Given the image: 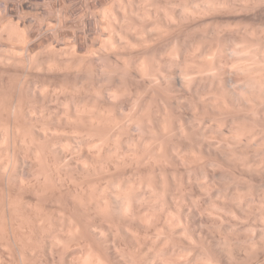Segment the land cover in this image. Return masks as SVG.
Here are the masks:
<instances>
[{
  "label": "rangeland",
  "instance_id": "374dc122",
  "mask_svg": "<svg viewBox=\"0 0 264 264\" xmlns=\"http://www.w3.org/2000/svg\"><path fill=\"white\" fill-rule=\"evenodd\" d=\"M130 1L129 0L122 1V6L126 7L125 4H127L128 2L130 3ZM151 1L152 3H154L153 5L154 7L149 6L151 4ZM180 1L179 0H148V1L132 0L131 3L132 2L136 3L135 6H134L135 3L133 4L130 3L132 7H134V9L138 8L139 10L140 7H143L141 10V14L139 13L140 10L138 14H135L137 13L135 12L137 10L134 11L133 9V11L135 12V13L133 12V14L135 15L134 17H130L133 15L127 11L128 13L131 14L128 17H130V19L131 18L133 19V22L136 23L135 26L136 27L138 26L136 29L139 28L138 30L141 33V35L140 33L139 35L142 38L141 37L136 38L137 37L136 34H138L139 31L136 32L135 30L134 32L136 34H133V37L131 36L133 33L130 32L133 26V25L131 26L132 22L130 21L131 23L130 22L128 23L127 20L123 19L124 18L123 11L125 10V8L122 7L123 9L118 10L119 8L118 6H120L121 2L117 0H0V264H69L72 261L76 262L75 259H79V256H81V254L83 255L85 254L87 256V252L89 250H90V252H88L89 254L91 252H92L91 254L95 253L93 254V256L95 257H93L91 254L90 255L92 256L91 258H96V261L98 260L96 254H98L102 250V252L100 253H102L103 255L101 254L102 255L101 256L98 254L99 258L102 260L103 257H106L104 258L105 260L103 259L104 262L105 261L110 262L112 261L110 260L111 259L110 257H112L115 261L113 260L110 263L116 264L119 260H116L117 259L116 256L113 257L114 251L112 253L113 255L108 252L109 253L108 256H107L108 253L105 251L107 248L109 249L107 251L110 252L112 251L113 243L111 242L113 241L109 240V238L112 239L114 237L113 235H111V232L112 233L114 232V234L116 233L114 229L117 230V233L121 232L124 235H127L126 238V236L124 237L123 234H120L121 236L120 235L116 236L117 235L116 234L115 235L116 237L114 238L117 237L118 238L112 239L117 241L114 243L118 246V250L119 251L121 250L120 249L121 247L119 248L120 244L123 248L126 249L129 244V248L128 251L126 250V253L129 254V252L131 251L130 253L136 255V253L137 252L139 253L140 250L139 248H137L138 250H136L134 254L133 249L139 247L136 245L140 244L141 240L139 242V240L133 238L132 241L131 235H135L137 233L136 234V236L138 235L137 239H139V236L142 235L143 237L140 236L141 237L140 239L143 240L144 237L148 238L146 234L147 232H150L149 234L151 235L150 238L148 239V241H150L152 239L151 237L153 236L156 237V235H158L159 232L162 233L163 230L161 228L163 227H164L163 229L168 228L171 231H173L172 228H174L177 225L176 224L170 225L171 223H173V221L169 220L171 222L169 223L168 220H166V217L167 219L174 218V221L176 220V218H179L180 221H177L178 220L177 219L176 223L181 222L182 224L185 225V227L187 225L191 227V228L189 227L191 230L188 228V226H187L188 230H186L187 228L186 229L184 228L185 235L183 234V231L180 232L185 236V239L183 241L184 244H188L190 242V239H188L189 237H192V239L195 238L194 240H197L198 238H200L198 236L201 233H203L202 235L203 239L202 238L200 240L198 239L199 242L203 240L202 241L203 243L202 242L199 243L198 241H196L198 242L197 245V243L195 242L196 243L195 244L193 241L192 245L194 247H191L192 245L190 242V244H188L189 246L187 245L188 247L187 248L184 244L180 243L182 241H179L181 238L179 239L178 237L179 234H177L179 233V230H182V227H184V225L181 224L182 226L180 229L179 228L177 229L178 230L177 233L175 232L177 231L176 230L177 227L174 228L175 229L174 232L168 231V229L166 230V232L168 231V233L169 232L171 233V234L169 233L170 235H172V233L177 234V236L173 234L172 237L176 239V242L179 241L180 244L179 243L178 244L179 245L182 244L183 248L185 246V248L188 249V251H190L189 247L193 248V251H190L192 253L195 252L193 253L194 255L190 253L192 258L196 254V257H199L200 259L205 257L204 260L206 259L208 261V258L210 257L208 256V258H206L207 257L206 255H209L206 254V252L208 251L207 249H210V247H212L215 251H217V249L214 248L216 247L214 246L216 244L215 240L220 241L221 239L222 242L228 241L227 243L220 242V244L219 241L218 242L216 241L219 245L217 247H219V249L221 250L218 251L217 253L223 252V254L216 255L217 253L215 251L213 250L210 251L214 252L213 256L215 254V256L217 257L219 256L218 258L221 259H223L222 257H224L225 259L226 256L227 260L222 261L221 259L219 260L214 259L215 260L214 264L219 263L220 260L221 262H224V263L220 262V264H264V218H263L264 217L263 215L264 214L263 212L264 211L263 209L264 208L263 207L264 206V143L263 142L264 141L262 140L264 138L263 137L264 134V119H263L264 90L263 89L264 88L263 89L261 88V92H260V88L259 91L257 90V88H255L257 95L255 96V92H254L253 94V97H255L254 99L251 93H253L252 91L255 90L248 89L245 86H241L242 84L241 81L243 80L242 78L245 75L244 74L245 71L246 73L247 71L248 73L251 72L254 73L258 71L257 72L258 75L259 74L260 76L264 75V58H262L264 57V0H260V3L257 2L258 0H248V1L244 0V5L246 6L243 5V0L240 2L238 0L237 1L220 0V2L226 1V3H228V4L223 3L222 5L226 9L220 6L221 3L219 4L217 0L216 1L217 5L219 4V8L221 7L223 10H221V8L218 9L217 8L218 6H215V8H217L216 10L218 11L215 10L214 12H213L214 6L210 5L212 9L208 8L209 10L208 12L206 8L207 6H205L206 4L204 5L201 4L202 0L201 1L198 0L200 1V3L198 1L195 2H198L197 4L198 8H200L199 7L200 5L203 6V7L201 6L202 8H206V10H204L205 12L202 11V8L197 10L196 4L192 5L193 4L192 1L194 0H188L190 2H188L187 0H182V2L185 1L186 3L184 2L183 4L181 2V4L183 5V6L181 5V7L178 5L180 4L179 3ZM209 1L210 0H208V3L212 2ZM253 1L256 2L254 3ZM118 2H120V4ZM146 2L149 8L157 7L156 12H158V15H155L157 13L154 14V11H151L153 10L152 8L150 9V12H153V14L156 16L155 18L154 15H151L150 19L152 20L156 19L155 20L156 24L158 20L161 19L157 24L158 26L154 25L156 26L155 29H158L157 27H159L160 29V27L162 26L160 30L158 29L156 31L154 28H152L153 23L155 24L154 21H152V25L151 24L148 25V23H150L148 21L150 20L149 17H145L143 15L144 13L142 14V11L149 13V9L146 5ZM204 2L207 3L206 0ZM246 2H248L249 4H247ZM159 3L160 6H165L166 9H170L169 12L170 11L172 13L175 12L174 14L177 16L176 18H174L176 19L175 20L176 23L172 18V16L171 19H173V22L171 23V20L169 22H166L168 24L170 23L171 25L170 24L168 25L165 22H163L164 21L163 19L167 21L166 19L168 18H166V15H168V13H166L164 17L163 14L166 11L163 12L162 10H164L165 8L164 7H162V9H160V7L158 8ZM174 3L178 6L174 5ZM189 3H192L191 10L194 7L193 12L195 11L193 15V13L191 14L192 11L190 12L188 11L189 9L188 10L186 9L187 13L189 12L187 16L189 17L191 15L193 16V18L191 16L190 19L187 17L184 18L185 14L187 13L183 9L182 12L183 11L185 12V14L183 13L184 15L181 14L182 12L181 13L179 12L181 11V8L185 6L186 7L189 6L190 5ZM213 4L216 5L215 2ZM129 5L127 4V7ZM145 5L147 8L146 7L144 8ZM166 6H168L169 8H167ZM226 6L227 7L229 6V8H227ZM230 6L232 7L230 8ZM110 10L115 14H117L116 12H118V14H122L123 18L121 17V15L118 16V14L115 17L118 16V19L119 18H121V20L123 19L122 20L123 24L125 21H127V24H129L131 27V28L128 27L129 32H127L128 30L126 31L121 29L124 26L123 24L121 26L119 25V23L118 25H116V23L118 22L115 20L116 18L114 19L116 23H114V20H112L113 18H111V21L114 24L113 26L110 27V25H112L110 23L111 21L108 20L107 17H105L107 20L103 17V15H106L103 14L105 13L104 11H107L108 13L107 12L106 13L110 14L111 12ZM196 11H202V13L201 12L196 13ZM161 13L162 15H160ZM178 13L181 14V17H179L180 15ZM124 14H126V12H124ZM150 14L148 15L150 16ZM195 14H199V16ZM127 15L128 14H126V16ZM145 15H147V13H145ZM159 15L164 18L159 19ZM111 17L114 16L112 15ZM144 17L146 20L144 19ZM107 21L110 22L108 23ZM145 24H147L148 27ZM150 25L152 27H149ZM102 26L103 27L105 26V28H107L108 30L103 28ZM117 26L121 28H118ZM114 27L115 29L117 27V29H121L124 32L126 31L127 33L126 32L125 33L127 35L130 33L128 35L129 38L127 35H125V33H121L120 32L121 30L120 31L117 29H116L117 31L114 30ZM109 28L111 29V31ZM150 28L153 29L154 32L153 31L151 32ZM112 30H114L115 32H112ZM118 31L120 36L121 34L124 35V40L120 39V41H123V43L124 41L125 42L127 41L126 42L127 44L126 43L122 44V42H119L120 36H118ZM161 31L163 32V34H161ZM154 33L155 34L157 33L158 35L156 34L157 35L156 36ZM116 34L119 38L115 36L113 37V39L116 38V41L111 40L112 39L111 36H114ZM149 35H151L152 37ZM125 36H127L128 39ZM241 38L243 39L240 41ZM129 40L132 41L131 44ZM233 40L237 41L236 42L237 44L234 42V44L236 45H232L233 43L231 42H233ZM128 41L130 45H128ZM112 42L113 43L117 42L116 44L115 43L114 44L118 46L120 45L123 48L121 47L119 48L117 46L120 50L118 48H115L117 50L116 51L114 48H112L113 50L108 49L110 51L112 50L111 53L110 51L109 52L106 51L107 53L106 52L104 53L103 51H105V49L104 50L102 49L108 47L109 45L108 43L114 46ZM101 43L104 44L102 45ZM246 43L248 45L250 44L253 46L257 44L261 48L260 47L257 48L256 47L257 45L254 46V48L253 46L250 47L249 45L250 47L249 50L252 51L254 56L252 55V53L244 52L247 55L238 54V55H242L241 58L243 57L242 60L240 58H238L240 60L236 59L237 60L236 65L238 67H236L234 62L231 65L227 64L225 61L231 60L229 59L228 55L233 56V54L236 52V50H230V49L232 48L234 49V46H237L238 44H239L238 46L239 48L240 45H245L244 47L246 49V47H248ZM126 45L130 47L128 48V46ZM190 45L192 47H189ZM230 45H232L231 48ZM101 46L104 47L102 48ZM227 46L229 49L227 48ZM203 47L207 49V52L204 50L205 48ZM208 47L210 48L208 49ZM108 48L111 47L109 46ZM241 48H240V52H242ZM248 48L246 49V51H248ZM259 48L261 49L260 50L261 52L259 51ZM184 49L185 50L189 49V50L187 52H184ZM200 49L206 52V56H204L205 52L203 51L204 53L202 54ZM210 49L212 50V52L214 50V52L210 53L211 51ZM255 49L259 53L256 51L257 54H255L253 52L255 51ZM181 50L183 51L182 54L184 53L186 54V57L185 54L183 56L188 63L181 62L182 60L180 59H184L183 56H181V52H180ZM226 50H228L229 52H227ZM250 54L252 55V58L250 56H249L250 59L245 58ZM258 54H259V58L258 56H255ZM105 55L108 56L105 57ZM202 55L205 58L201 57ZM196 56L198 57V59ZM177 57L180 58L178 59V61L180 60L179 63H177ZM254 57H256L255 58L256 60H254ZM175 59L177 64H180L181 62L182 64L181 66H183V68L188 66V64L190 65L192 63L194 66L190 65V67H192V68L189 67L190 70L192 69L191 71L188 68H186L185 70L186 73H184V70L182 69L183 71L182 74L180 72L181 70L180 68L182 67L178 68L180 65L176 67L177 65L176 63H175L176 65H174ZM204 59H206L205 62ZM207 59H209L208 62ZM233 59L235 58L233 57ZM210 60L211 61L213 60L212 61L213 64ZM220 61L222 64L226 63L225 65H228L229 67L227 68V66L225 67V65L222 66V64L219 63ZM239 61L241 62V64L244 63L243 64L244 68L246 67L247 69V70L244 69L245 71L242 70L244 73H242V71H239L237 69L239 68V66H242ZM237 62H239L240 65H238ZM204 64L206 65L204 69L207 68L209 70V67H211L215 70L212 71L215 73L214 76L217 73L216 77L217 76L219 77L218 75L219 72L217 71L223 70L222 71L223 73L220 72L223 76H221V74L219 73L222 78L221 77L219 79L218 77L216 78L217 81L218 80L220 81L221 79L220 82H222L223 84L222 83L220 84L219 82L218 84H215L216 85L215 88L214 85L213 87L209 86L211 85L210 83L211 81L208 82V80L211 79L212 77L214 78V76H211V74L213 75V72L210 70L208 71V73H205L207 69H205L204 72L206 75L201 74V72L203 73L202 66H204ZM220 64L222 67H224V69H222V67L219 66ZM169 66L170 67L172 66L171 67L172 70ZM230 66L236 68L232 67L234 69L233 70L232 68H230ZM177 68L178 70L180 69L179 72L182 75L184 74L188 75L187 71L191 72L189 73V75L192 78L189 77L188 75L189 80L191 79L195 80L193 77L198 74L199 76L203 77V76H208L210 72L212 73H210L209 76L210 78H208V80L206 79L207 77H203L204 81L202 77L196 76L195 78H198V81L201 82L203 81L204 83L200 84V82H198L197 79L195 82L192 80L193 83L192 82L191 83L193 85L191 86L192 88L194 86V89H192L188 84V82H190L188 79H187L188 82H184V83L182 82L183 80H186L187 78L186 75L183 76L185 78V79L183 78V80H182V75L180 74H179L180 75L179 78H177L178 76L176 77V75H178L179 73L176 70ZM225 68H227L228 71ZM248 68L253 71H249ZM239 69H243V68L241 67ZM235 70H237L238 74H236L237 72ZM239 72L242 77H240ZM252 73L248 75L249 76L255 75V73L254 74ZM171 74L173 75L171 76ZM192 74L195 75L193 76ZM224 74L226 75L224 76ZM258 75L257 76L255 75L256 79L258 80L260 79L259 81L262 82L261 80H264V77L260 78V76ZM239 77L242 80L235 81ZM180 78L182 81L179 80V82H177L178 79ZM230 78L231 79L233 78L235 80L233 81L232 79L231 81ZM216 79L215 78L214 80L212 79L213 80L212 84H214V81ZM223 80L225 81L229 80V82L227 81L228 83L227 82L225 83V81L223 82ZM180 82H182L184 86L182 83L180 84ZM206 82H208V84H206ZM230 82L231 83L234 82L237 84L234 83L231 84ZM185 83H187L189 87ZM219 84L222 86L224 84H228V85H224L226 87H222L219 86ZM229 84H230V88H229ZM231 85L233 86L231 87ZM261 85L260 87H262ZM203 86L204 87L208 86L207 89L209 87L211 89L206 90V87L204 88ZM239 87L241 88L245 87L244 90L247 91L251 90L245 93H247L249 97L253 98L254 100H256V97L259 94L263 93V97L259 95V97L261 96L262 100L261 99L256 100L257 102L258 100L259 102L261 101L263 107L259 102L257 103L255 101L256 104L260 105V108H258L257 105L256 106L253 105V108L255 107L254 109L257 110V111L255 110L256 111L255 112L254 109L248 107L247 105L248 103L243 102L244 105H246L245 108H243L242 106L244 105H241L242 102L236 103L238 102V100L234 102L235 97L234 94L231 95L233 92L230 90L232 88V90L235 89L234 92H237L238 90H240ZM254 87H259V86L255 85ZM213 88L214 90L216 88H218L219 90L216 89L214 91ZM199 90H201L202 92L201 91L199 92ZM110 91L113 93L112 96ZM206 91L208 92L207 95H206L207 93ZM220 91L221 92L226 91V92H223L224 93L223 94L220 93ZM229 91L232 93H230ZM197 92L198 94H196ZM213 92H215L216 94ZM199 94L201 97L199 96ZM212 94L215 96L216 99L213 98L214 96H212ZM218 94L220 95V97H218L219 96ZM221 94L223 97L221 96ZM227 94L230 96H227ZM210 95L213 98V102L215 99L216 102L214 103H217V98L219 100L221 98L224 99L229 97L228 100L226 99L225 101L219 100L220 104L222 102V105L220 104L218 105L219 107L218 106L215 107L213 103V106L215 108L219 109V111L221 109L220 111L221 116L219 115L220 112L218 113L217 112L218 110L217 109L215 110V108L213 109V106H211L212 102L209 103L210 99L212 100V98L209 97ZM231 96L234 98H232ZM231 98L233 100L232 102L234 103L235 107L233 103L230 101ZM251 100H249L250 102L249 105L250 104L252 105ZM206 102L209 104L207 105ZM223 102L224 103L230 102V103L227 104L225 103L224 105L225 106L227 105L225 108ZM236 104L237 105L240 104L239 107L240 106L241 107L238 108ZM246 107L249 109H246ZM230 108H232L231 109L232 111L230 110ZM223 110L225 111L227 110V112L228 110L230 111L228 113L229 116L227 115V117L231 119L229 118L224 119L223 115L225 116V118L226 115H225V111L222 115ZM252 111H254L256 114ZM258 111H260L261 113ZM246 113L248 114L250 113L251 114L249 115L250 117L246 116ZM258 113H260V115L263 117L261 118L260 115L257 116ZM244 114L246 117L243 116ZM199 115L202 116L199 117ZM231 115L233 116V118ZM234 115L237 116L235 117ZM238 115L240 117L239 119L242 118L240 121L238 119ZM102 116L104 118L106 117L105 118L106 120L102 118ZM247 117L248 118L252 117V118L251 120L250 119L248 120ZM256 117H259V119H257ZM101 118L102 121L100 120ZM107 118L109 121H107ZM156 118H158V120ZM235 118L237 120H235ZM160 119L163 120L161 121ZM200 119H204V120L207 119V120L202 121ZM232 119L236 123H233ZM103 120H105V122ZM100 121L101 123L103 122L105 124L102 123L101 125ZM156 121L159 126L156 124ZM159 121L160 124L158 123ZM231 121L234 124V126L235 125L237 126V127L235 126L236 128L238 127L241 128L236 129L235 127H233L232 123L228 124ZM106 122L109 123L106 124ZM153 122H155L154 124H156L157 127H155L156 125H154ZM215 122H217L219 125ZM226 122L227 124H225ZM256 122L258 123L256 124ZM161 124L163 128L166 126L167 129L165 128L164 129L168 130V133L166 131L167 135H165L166 133L162 132ZM180 125L183 128L180 127ZM211 126L213 128H211ZM222 126L223 128L225 126V128L223 129ZM205 127L206 128L210 127V130L213 129L215 130V132L217 133L219 132L218 134L221 136V138L219 135H217V133L216 134L212 133L211 135L209 129H206L205 130L206 133L204 131L203 132L207 135L208 133H210L209 136L210 135L211 136L205 140L207 136L203 132H201L202 130L205 129ZM255 127L256 129L258 128L257 129L258 133L255 130ZM176 128L179 131H176L177 130ZM229 128L230 130L228 131ZM251 128L252 130L248 131ZM232 129H236L234 131L236 132V134L240 133L242 130L240 134L243 136V134L245 133L244 134L245 136L243 137L246 138L248 135L247 137L248 139L250 135L249 133H246V131L251 133L255 131L253 133L257 135V138L255 137L257 141L255 140V138L253 140L254 137L253 133H252L253 135L251 134V136H253L251 137L252 139H249L251 141H247L248 139H245L242 136L241 137L243 139L241 137L239 138L240 134H238L237 137V135L233 132ZM157 130H159V132ZM237 130L240 132H237ZM156 131H157V135L156 134L153 135V133H155ZM232 132H233L232 137H229L232 134ZM259 132L263 133V134L260 133V138L263 142L259 141L260 138L258 139ZM201 133L203 137L200 136ZM193 135L194 138L192 137ZM222 135L223 138L225 139L222 138ZM261 135L263 138L261 137ZM213 136L214 139H211L213 138ZM233 136L234 137L236 136L238 139L244 141L242 142L238 140L236 137L233 138ZM197 137L200 139L202 138L201 141L203 143L200 141V139L199 141H197L198 139ZM228 137L230 138V140ZM220 139L222 140V142ZM232 139L236 141H232ZM252 140L254 143L252 142ZM204 141L206 142L211 141V142L208 145ZM195 142H197V144L200 143L198 144L199 146L196 145ZM258 142H261L260 145ZM159 143H161L162 145ZM158 144L160 145V147L158 146ZM210 144L216 145V146L212 145L215 149L212 146H210ZM242 144H244L243 145L244 150H243V146L239 147V145ZM251 144L254 146V148ZM206 145L208 146V148H206ZM245 145L246 147L249 145V147L246 148ZM176 146H178L177 149ZM179 146L181 147V149H183L182 151L179 148ZM197 146L198 148H195ZM209 146H210V150H208ZM218 146L219 148H217ZM231 146L233 147L230 148ZM235 146L237 147L236 149L234 148ZM189 147H191L190 149L192 150L194 148L195 152L190 150ZM178 148L180 149L179 152H178L179 150ZM228 148L233 150L231 151ZM238 148L241 149L240 151L243 154L239 151ZM220 149L222 151H220ZM174 150L176 153L174 152ZM63 151L65 152V154L63 153ZM183 151L184 153L187 151V153L184 154ZM234 151L235 152L237 151L238 155H236ZM231 152L235 155H233ZM124 154H127V156ZM195 155L196 157L194 158L191 157ZM197 156L201 160L197 159ZM237 156L238 157L240 156L241 158L240 157L239 158L241 160L238 159ZM182 157L184 161L185 159L188 161L186 162V164L183 163L184 161ZM100 158H103V160ZM195 158L197 160H195ZM242 158L244 161L242 160ZM236 159L239 162L236 163ZM198 160L200 162H198ZM246 160L247 162H245ZM189 161H191V163H189ZM240 161L242 163L244 162L243 163L244 165H242ZM249 161L250 163L251 162L253 163L255 162V163L249 165ZM256 162L259 165L261 163L262 164L260 166L258 165L257 167ZM98 163L100 165H98ZM101 163L103 165L102 167H101ZM212 163L213 165H211ZM214 163L216 167L214 166ZM245 165L246 167H244ZM251 165H253V167ZM247 166L250 168H247ZM191 169L193 172L191 171L190 173ZM211 174L214 175L212 176ZM209 177L212 180H210ZM208 178L210 182L212 181V183L213 182L214 183L213 184L209 183ZM205 179L206 182H208L210 185L208 183H205ZM197 180L198 182H196ZM202 180H204V182H202ZM140 182L142 183L141 186L142 189H140V187L137 188L136 186ZM147 182L150 183L149 187L153 185L152 190H150L149 188H148L149 191L146 190L148 186ZM143 183L146 184L145 188L143 186ZM117 184H118V188H117ZM206 184H208L209 187L208 185L206 186ZM133 187L140 189V191L137 190L136 188L134 189ZM143 188L147 192L143 191L144 190ZM134 190L136 191V193ZM141 190L146 194L145 196L142 194ZM203 190H207V191H203ZM234 190L237 193L234 192ZM237 190L240 191L241 194H239ZM232 192H234V194H232ZM131 193L132 195L133 193H135V196L138 193L140 197L143 196L141 200L142 199L144 200L141 201L142 203L140 202L139 205H137L135 200H134L135 205L130 203L132 206H134L132 207V209L134 208L136 215H138L137 211L140 212L139 210L142 208L146 212H148L147 210L150 211L147 215L143 211V209L141 210L143 214L145 213L147 215L146 217L148 218L147 220L145 219L143 221L144 218L142 216H138V219L139 217L143 218L142 219L143 222L141 223L135 221V220L138 221L136 216L130 217L134 219L136 218L135 220L131 219L130 221H126L128 219L122 216L124 215L123 213L121 212L115 213L117 211V208L121 206V204H119L118 202L126 201L125 199H123L124 197L125 198L134 197V195L129 196L131 195ZM219 193L222 196L224 193H226L224 194L225 196L222 197V199L228 198L230 201L228 199L227 200L229 202L226 201V199L225 201H223L221 199V196H219ZM229 193H231V195ZM227 194L228 196H230V198L228 196L226 197ZM237 194L239 195V197ZM118 195H120L121 197H119ZM232 195H234L233 196L234 198L232 197L231 199ZM251 195L252 198H250ZM117 196L119 198L118 200L115 199V197ZM235 196L236 198L237 197L238 198L235 199ZM247 196L249 197V199L247 198ZM140 197L138 196L139 199ZM138 198H136V200ZM242 199L245 200L243 201L244 204L242 202ZM247 199L248 201L253 200L254 204L253 203L248 204L249 202L246 201ZM205 200L207 202H204ZM210 200L212 201L213 206L215 203V206L212 208V210L214 208H216L218 211L221 210L219 213L216 209L213 210V213L215 214L216 217L212 216L213 218L212 222L210 221L212 220L211 215L214 214L210 209L212 207V205H210L211 204ZM233 200H236L235 202L238 201L240 202L241 200V203L239 204L238 202L235 204ZM181 201H183L184 203ZM221 201L225 203H222ZM198 203L199 204L201 203L202 208L205 206L203 203L205 204L207 203L208 207L206 206V208L204 207L203 209L207 210L208 208L207 211L209 212H207L206 210L205 212H201L203 210L201 211L197 210L198 208L196 209V206L198 205ZM259 204L263 206L260 207ZM115 205H119V206H117L116 211L114 212L112 210L115 208L113 207ZM201 205H199L200 209H202L200 207ZM233 205L235 206L239 205V206L236 209V207L235 206L233 207ZM188 206L191 207L189 208ZM120 208H122V206ZM192 208L195 210H193ZM181 209L186 210L185 213L183 210L181 211ZM189 209L194 213L193 212L189 213V211H187ZM222 209H223V213H221ZM230 209L231 212H229ZM232 209L235 210L233 211ZM198 211L201 214L202 213L203 214L201 215ZM165 212L167 216L165 215ZM167 212L169 213L167 214ZM206 212L208 214H206ZM261 212L263 214H261ZM195 213L198 215L200 214V216L195 217L196 215ZM114 214L117 215L115 216ZM139 214L142 215V213ZM149 214L151 215V217H153L151 218L152 220H150L151 221L150 225L153 226L154 225L153 221H154V223H156L154 227L159 226L158 227L159 232L156 229L158 232L157 234L155 229L150 230V227H148L149 224L147 226L145 224L144 226H142L143 225L142 223H145V221L147 222L150 219L148 217L150 216ZM206 215L208 217H206ZM220 215H222L221 217H223V219L220 218ZM168 216L170 217L168 218ZM160 217L162 218L160 219ZM181 217L184 218H182L181 220L180 219ZM186 217H188L187 224L185 220ZM163 220H165V222ZM198 220L199 222L202 220L203 221L208 220L206 223H208L209 225L207 224V226L205 227L209 230L205 229V227H201L200 225H198L199 224ZM166 221L169 224H166ZM203 221L201 224L205 223ZM215 221L218 222L217 224H219V226L217 224H214L212 228V225L213 223H215ZM130 222L132 223L131 227L135 225L134 223H140V224H136L135 225L136 228L134 226L133 228H131L129 225L131 224ZM190 222L191 224L189 225L188 223ZM107 223H109L110 226L112 225V227L114 228L110 232V234H108L112 237L109 236L108 238L107 237L108 235L106 236L110 242L107 240L106 241L103 240V238L97 237V236L103 237V235H101V232L103 233V230H105L103 229L104 226H105L104 228L107 227L110 228ZM220 223L223 224L221 225ZM167 225L170 226L167 227ZM137 226H139L140 229L142 226V229L140 230ZM171 226L172 228H170ZM100 227L103 230L99 233L97 231L101 229ZM129 227L130 229H132V231L135 229L136 232L134 230L135 233L130 234L133 232L132 231L129 232L128 229ZM178 227H179V223H178ZM210 228H212V230ZM110 229L108 230L110 231ZM106 230L105 233L106 234L109 233L108 231L106 232ZM153 230L155 231V233L153 232ZM197 230L199 231L201 230L199 235ZM186 231L188 233H186ZM204 231L207 232L205 233ZM193 233H195L197 237L193 235ZM224 233L226 236L224 235ZM169 234H165L167 235V237H164L165 235L164 236L162 234L161 235L162 238L164 237L163 239L166 241L165 238H168ZM204 235L206 236V238H204L205 237ZM129 236L131 238H129ZM211 236L214 237L216 236L217 239ZM106 237H104V239ZM154 237L153 240L154 239L156 240L157 238H158L157 240L161 239L159 238L161 237L160 235L159 237L157 236V238ZM207 237L209 238V240ZM183 238L181 240H183ZM226 238L229 239L227 240ZM130 239L132 243L129 241ZM186 239L189 240V242L186 241ZM153 240L150 241V245ZM229 240H231L232 243H230ZM104 241L105 243H107V245L103 243ZM145 241L146 239L141 243H143L144 245ZM167 241L168 243L167 242L164 243L163 241V246L166 249L165 250L162 249V251L164 253H166L165 251H167L168 253L170 251L169 253L170 255L167 254V256H171L168 257L169 261H167L168 259L164 257L166 256V254H164L162 251L160 252H162V255L163 254L164 255L160 256L161 254H159L158 256H160L161 258L163 257L162 260L167 259L166 261L170 262L172 256L176 254L174 253L173 255H171L172 254L171 252H177L174 249H173L174 251L172 250L173 246L174 248L176 247L175 246L176 242L175 241H174L175 243L172 242L173 240L171 239L173 245L171 246V242L168 239ZM128 242H130L132 245L136 244V242L139 243L134 245L135 246L134 248ZM158 242H155L157 243L158 246L156 247V244L153 243V246L151 245V249H153L154 246L157 249L158 248L160 249L161 246H159ZM108 243H110V246L108 245ZM147 243H145L144 245L145 247L147 246L149 247ZM229 243L233 248L238 249V251L235 249L232 250L233 248L229 246ZM69 245L72 248L69 247ZM104 245L105 248L107 246L106 249L104 248ZM124 245H126L127 247H125ZM206 245L208 247H205ZM238 245H240V247ZM178 246L176 248L178 251L180 250L179 251L180 253L179 252L178 253L181 254L182 252L181 255L184 254V257L186 256L187 258L188 253L187 255H185L186 249L184 251H181L182 246H179L180 249H178ZM67 247H69L70 249ZM101 247L105 250H103ZM229 247L231 248V250ZM168 248H170L169 251ZM154 249L151 250L152 251L151 254H154L156 252L157 249L155 250V252ZM194 249L196 250L194 251ZM222 249L224 251H222ZM241 249L243 250V252ZM94 250L96 252H94ZM145 250H146L145 252H149V253L148 254L146 253L147 256L145 254L143 256L140 254L141 257L140 258L137 257V259H139L140 261L142 259L143 261H146L145 259H147V261L148 259L151 260L152 257L157 255V254L153 256L149 255L150 250L149 251L147 249ZM104 251L107 253V254L105 253V256H104ZM122 251H124V249ZM210 251L208 252L210 253ZM234 251L237 252L234 253ZM244 251L246 252V254ZM227 253L228 255H226ZM110 254L112 256H110ZM197 254L198 255L200 254V256H197ZM202 254L203 256H201ZM232 254H234L235 256ZM85 255H84V259L86 257ZM124 255L126 254L123 253V256ZM190 255L188 260H190ZM72 256L75 258L74 260ZM77 256L78 258H76ZM129 256H128V260L131 261V257L129 259ZM136 256H139V254H137ZM136 256L134 258H136ZM179 256L180 255H178L177 257ZM232 256H234L235 258ZM184 257L182 256L180 258L185 263L187 259L184 261L183 259ZM125 258L127 259V255ZM159 258L158 260H160ZM70 259H72V261ZM137 259L135 260V262L139 261ZM177 259L174 258L172 261L173 262L175 261V263L177 261V264H179L178 262H181V260L178 259L179 260L178 261ZM193 259L198 260L197 258H193ZM212 259L213 257L211 254V258H210L211 262L208 261V264L210 263L213 264ZM81 260L83 259L81 258ZM92 260L93 259H90V256L89 258L85 259L86 263H88L87 261H90V264L92 263L91 262ZM196 260L195 262H197ZM79 262H76V264H79ZM83 262H81L80 264H82ZM98 262L99 264H101L100 260H98ZM135 262H133V264H135ZM183 262H181V264ZM187 262L186 264H190L191 261L189 263ZM192 263L193 261L191 262V264Z\"/></svg>",
  "mask_w": 264,
  "mask_h": 264
},
{
  "label": "bare ground",
  "instance_id": "6f19581e",
  "mask_svg": "<svg viewBox=\"0 0 264 264\" xmlns=\"http://www.w3.org/2000/svg\"><path fill=\"white\" fill-rule=\"evenodd\" d=\"M117 1H120V2H121V4H120V2H118V3L120 4V6H121V7L118 6V7H119L118 10L125 8V10L123 11V17H124V18L122 17V14H118V12H116V13L118 14V16L121 15V17H122L123 19L127 20L128 23L131 21V22H132L131 26L133 25V26L135 27V29H134V27L132 26V30H133V31L130 30V32H133L132 35H131V36L133 37V34H136L134 31H135V30H136V32L139 31V30H138L139 28L136 29L138 26H137V27L135 26L136 23H134V22H133V19L131 18V19H132V20H131L130 17H134V16H135V15L133 14V12H134L135 10H137V11H135V12H137V13L134 12L135 14H138L139 10H140L139 13L141 14V10H142L143 7H140L141 9L139 8V10H138V8H135V9H134V7H132L131 4H133V3H135V2H132V3H131L132 0H131V1L129 0L131 4H130L129 2L127 3L128 5L130 4L128 7H127V4H125L126 7H125V6L123 7V6H122V1H124V0H122V1H121V0H117ZM127 1H128V0H127ZM145 1H146V0H145ZM147 1H148V0H147ZM179 1H180V0H179ZM187 1H188V0H187ZM195 1H198V0H194V1H192L193 4H192V3H189V4H190V5H189L190 7L187 6V7H189V8H187V7L185 6V7L181 8V11H179V12L181 13V12H182V9H183L184 11H186V9H187V10L189 9L188 11H190V12L192 11L191 14L193 13V15H194V12H195V11L193 12L194 7H193L192 10H191V4H192V5H195V4H196V8H197V10H199V9H201V8L203 7L202 5L199 4V5H200V6H199L200 8H198V5H197L198 2L200 3L201 0L198 1V2H195ZM204 1H205V0H202V1H201V4H203V5L206 4L205 6H207L206 8H207V11H208V12H209L208 8H211V9H212V7H211L210 5L214 6V7H213V9H214L213 12H214L217 8H218V9L221 8V7L219 8V4H220V3H221L220 6H222L223 3H226V1H224V2H223V1L220 2V0H218L219 4L217 5V2H216L217 0H215V1L210 0V1H212L213 3L215 2V3H216V5H215V4H213L212 2H211L212 4H211V3H208V0H206L207 3H205ZM210 1H209V2H210ZM235 1H237V0H235ZM235 1H234V2H235ZM238 1L240 2V1H242V0H238ZM247 1H248V0H247ZM181 2H182V0L179 2L180 4H178L180 7H181V5H182ZM184 2H185V1H184ZM184 2H182V3L184 4ZM188 2H190V1H188ZM202 2H203V3H202ZM228 2H229V1H228ZM234 2H233V4H234ZM253 2H254V1H253ZM253 2H252V3H253ZM255 2H256V1H255ZM255 2H254V3H255ZM257 2L260 3V0H258ZM149 3H150V2H149ZM155 3H156V2H155ZM177 3H178V2H177ZM185 3H186V2H185ZM236 3H237V2H236ZM246 3L249 4L248 2H246ZM246 3H245V4H246ZM250 3H251V2H250ZM259 3H257V4H259ZM123 4H124V2H123ZM169 4H170V3H169ZM208 4H209V6H208ZM226 4H228V3H226ZM226 4H225V5H226ZM229 4H232V3H229ZM237 4H238V3H237ZM240 4H241V3H240ZM135 5H136V3L134 4V6H135ZM146 5H147V7H148L147 2H146ZM146 5L144 6V8L146 7ZM153 5H154V3H152V1H151V4H150L149 6L154 7ZM165 5H166V4H165ZM170 5H171V4H170ZM172 5H173V4H172ZM174 5H176V4L174 3ZM178 5H176V6H178ZM185 5H186V4H185ZM235 5H236V4H235ZM243 5H244V0H243ZM253 5H255V4H253ZM130 6H131V9H132V10L130 9ZM137 6H139V5H137ZM182 6H183V5H182ZM201 6H202V7H201ZM205 6H204V7H205ZM215 6H218V7L215 8ZM244 6H246V5H244ZM114 7H115V6H114ZM114 7H113V8H114ZM122 7H123V8H122ZM147 7H146V8H147ZM152 7H151V8H152ZM159 7H160V9H162V7L165 8V6H160V3H159L158 8H159ZM166 7L169 8L168 6H166ZM174 7H175V6H174ZM222 7H224V6H222ZM226 7H227V6H226ZM231 7H232V6H230V8H231ZM115 8H116V7H115ZM151 8L148 7V9H149V13H148V12H143V11H142V14L144 13L143 15H144L145 17H149V19L151 18V15H154L155 13H157V14H155V15H158V12H156V11H157V10H156L157 7L152 8L153 10H151V11H154V14H153V12H150V9H151ZM170 8H171V7H170ZM184 8H185V9H184ZM206 8H202V11L205 12L204 10H206ZM224 8H225V7H224ZM227 8H229V6H228ZM133 9H134V11H133ZM148 9H147V11H148ZM154 9H155V10H154ZM160 9H158V10H160ZM179 9H180V8H179ZM179 9H178V10H179ZM211 9H210V11H211ZM225 9H226V8H225ZM130 10H131V11H130ZM169 10H170V9H166V8H165L164 10H162L163 12L166 11V12L163 14L164 17H165V15H166V13H168V15H166V18H168V19H166L167 21H165V19H163L164 21L162 20V21L165 22V23H166V22H169L170 20H171V23H172V22H173V19L177 17V16L174 14L175 12L172 13V12L170 11V12H171V13H170ZM221 10H223V9L221 8ZM221 10H220V11H221ZM110 11H111V10H110ZM116 11H117V10H116ZM127 11L130 12L133 16L128 17V16L131 15V14L128 13ZM144 11H145V10H144ZM167 11H168V12H167ZM184 11H183L181 14H183V13L185 14ZM202 11H196V13H197V12H201V13H202ZM207 11H206V12H207ZM216 11H218V10H216ZM104 12H105V13H103V14H106V15H103L104 18L107 17V19L110 20V21H111V18H113L112 20H114V19L116 18L115 20L118 21V22L116 23V21L114 20V23H116V25H118V23H119L120 26L123 24V23H122V20H123V19H122V20H121V18L118 19V16L115 17L117 14L113 13L112 11L110 12V14H107V13L109 12V10H108V12H107V11H104ZM106 12H107V13H106ZM124 12H126V14H128V15L126 16V14H124ZM159 12H160V11H159ZM208 12H207V13H208ZM111 13H112V15H113L114 17H111V16H112ZM145 13H147V15H145ZM150 13H152V14H150ZM176 13H177V12H176ZM186 13H187V11H186ZM188 13H189V12H188ZM188 13L185 14L184 18L187 17V18L190 19V17H191L192 15L190 14L191 16L189 17V16H187ZM114 14H115V15H114ZM148 14H150V16H149ZM171 14H172V15H171ZM178 14H179V13H178ZM178 14H177V15H178ZM181 14H179V15H180L179 17H181ZM184 14H183V15H184ZM107 15H108L109 17H108ZM124 15H125V16H124ZM143 15H142V16H143ZM155 15H154V16H155ZM160 15H162V13H161ZM160 15H159V19H160V18H164V17H161ZM169 15H170V16H169ZM173 15H174V17H173ZM195 15H198V16H199V14H195ZM200 15H202V14H200ZM136 16H137V15H136ZM154 16H153V17H154ZM171 16H172L173 19H171ZM140 17H141V16H140ZM145 17H144V19H145ZM153 17H152V18H153ZM169 17H170V19H169ZM179 17H178V18H179ZM194 17H195V16H194ZM128 18H129V19H128ZM155 18H156V16H155ZM178 18H177V19H178ZM182 18H183V17H182ZM182 18H181V19H182ZM192 18H193V16H192ZM105 19H106V18H105ZM107 19H106V20H107ZM147 19H148V18H147ZM179 19H180V18H179ZM196 19H197V18H196ZM102 20H103V19H102ZM125 20H124V21H125ZM145 20H146V19H145ZM155 20H156V19H153V20L150 19V20H148V21L150 22V23H148V25H149V24L152 25V21L155 22V24L153 23V27H152L151 25H150L149 27H152V28L155 29V27L158 26L157 24H158V22H159L161 19H160V20L157 19V20H158L157 24H156V21H155ZM175 20H176V19H174V21H175ZM110 21H109V22H110ZM119 21L121 22V24H120ZM124 21H123V22H124ZM127 21H125L126 23L124 22V24H123L124 26L127 24ZM162 21H161V23H162ZM103 22H104V21H103ZM107 22H108V21H107ZM109 22H108V23H109ZM131 22H130V23H131ZM145 22H146V21H145ZM110 23L112 24V25L109 24L110 27L113 26L114 23H112V21H111ZM161 23H160V24H161ZM175 23H176V21H175ZM175 23H174V24H175ZM177 23H178V20H177ZM166 24H168V23H166ZM169 24H170V23H169ZM169 24H168V25H169ZM127 25H128V26H127ZM127 25H126L127 27L125 26V28H124V26H123L122 28H121V27H118V26H117V27L127 31L129 28H131L129 24H127ZM145 25L148 27L147 24H145ZM154 25H156V26H154ZM170 25H171V24H170ZM176 25H177V24H176ZM100 26H101V25H100ZM160 26H161V25H160ZM173 26H175V25H173ZM102 27H103V26H102ZM102 27H101V28H102ZM117 27H116V29H117ZM128 27H129V28H128ZM161 27H162V26H161ZM161 27H160V29H161ZM103 28H105V26H104ZM157 28L159 29V27H157ZM169 28H170V27H169ZM105 29H107V28H105ZM109 29H110V28H109ZM116 29H115V27H114V30H116ZM121 29H117V30L120 31ZM147 29H149V28H147ZM147 29H146V30H147ZM150 29H151V28H150ZM158 29H155V30L157 31ZM160 29H159V30H160ZM107 30H108V29H107ZM114 30H112V32H115ZM117 30H116V31H117ZM105 31H106V30H105ZM110 31H111V29H110ZM119 31H118V36H120ZM126 31H125V32H126ZM149 31H150V30H149ZM152 31L154 32L153 29H151V32H152ZM162 31H163V29H162ZM162 31H161V34H163ZM120 32H121V33H125V32L122 31V30H121ZM127 32H129V30H128ZM127 32H126V33H127ZM159 32H160V31H159ZM11 33H12V32H11ZM110 33H111V32H110ZM110 33H109V34H110ZM126 33H125V35H127ZM139 33H140V31L138 32V34H136V35H137L136 38H140V37H141V36H140L141 33H140V35H139ZM113 34H114V33H113ZM129 34H130V33H129ZM129 34H128V35H129ZM150 34H152V33H150ZM154 34H155V33H154ZM156 34H157V33H156ZM156 34H155V35H156ZM161 34H160V35H161ZM11 35H12V34H11ZM102 35H103V34H102ZM128 35H127V36H128ZM136 35H134V36H136ZM138 35H139V36H138ZM142 35H143V34H142ZM157 35H158V34H157ZM157 35H156V36H157ZM103 36H104V35H103ZM115 36H117V34L114 35V36H111V38H112L111 40L116 41V38L113 39V37H115ZM118 36H117V37H118ZM127 36H125V37L127 38ZM131 36H130V37H131ZM149 36H151V35H149ZM14 37H15V36H14ZM17 37H18V36H17ZM121 37H123V38H121ZM151 37H152V36H151ZM118 38H119V37H118ZM118 38H117V40H118ZM128 38H129V36H128ZM128 38H127V39H128ZM141 38H142V37H141ZM120 39H121V40H122V39L124 40V35H122V34H121V36H120V38H119V42H122V44H125V43L127 42V41H126V42L124 41V43H123V41H120ZM242 39H243V38H241L240 41H241ZM103 40H104V39H103ZM103 40H102V41H103ZM107 40H108V39H107ZM130 40H131V38H130ZM130 40H129V41H130ZM237 40H238V39H237ZM104 41H105V40H104ZM129 41H128V45H130L131 42H132V41H130V44H129ZM141 41H142V40H141ZM230 41H231V40H230ZM230 41H229V42H230ZM133 42H134V41H133ZM234 42L236 43L237 41H236V40H235V41L233 40V42H231V43H233L232 45H236V44H237V43L234 44ZM104 43H105V42H104ZM104 43H103V44H104ZM112 43H113V42H112ZM112 43H111V44H112ZM114 43L116 44L117 42H114ZM114 43H113V45H114L115 47L112 46V45H110V43H108L109 45L107 44L108 47L110 46L111 48H108V47H106V45H105V47L107 48V50H106V48H103L104 46H103V47L101 46V47L103 48L102 50L105 49V51H103V52H104V53H105L106 51L109 52L110 50H108V49H112V48H114V49H115V48H118V47H119V48H120V47L123 48L122 46H120V45H119V46H118V45H115ZM231 43H230V44H231ZM239 43H240V42H239ZM242 43H244V42H242ZM101 44H102V43H101ZM103 44H102V45H103ZM105 44H106V43H105ZM120 44H121V43H120ZM126 44H127V43H126ZM187 44H189V43H187ZM240 44H241V43H240ZM128 45H126V46H128ZM185 45H186V44H185ZM232 45H230V48L232 47ZM246 45H248V44L246 43ZM249 45H250V44H249ZM249 45H248V47H249ZM256 45H257V44H256ZM256 45H254V46H256ZM117 46H118V47H117ZM123 46H124V45H123ZM186 46H187V45H186ZM238 46H239V44H238L237 46H234V49H233V48L230 49V50H236V52L233 51V52H235V53L233 54V56L231 55V53H230L231 56L228 55L229 59H231V60H229L230 62L226 60L225 62H226L227 64L231 65V64H233V62H234V64L236 65V61H237L236 59L240 58V59L242 60V58H243V57L241 58L242 55H238V54H245V55H247V54L244 53V52L252 53V51L249 50V49H250V47H252L253 45H250L249 48L246 47V49L248 48V51H249V52L246 51V49H245V47H244L245 45H240V48L243 47V48L245 49V51H244V49L241 48V49H242V50H241L242 52H240V48H239ZM254 46H253V48H254ZM129 47H130V46H128V48H129ZM183 47H184V46H183ZM189 47H192V46L190 45ZM256 47L258 48V47H260V46L257 45ZM119 48H118V49H119ZM126 48H127V47H126ZM185 48H186V47H185ZM203 48H205V47H203ZM209 48H210V47H208V49H209ZM211 48H212V47H211ZM227 48H228V46H227ZM236 48H237V49L239 48V49L237 50ZM260 48H261V47H260ZM260 48H259V51L261 50ZM182 49H183V48H182ZM213 49H214V48H213ZM228 49H229V48H228ZM251 49H252V48H251ZM100 50H101V49H100ZM112 50H113V49H112ZM112 50H111V51H112ZM115 50H116V49H115ZM119 50H120V49H119ZM188 50H189V49H188ZM188 50H185V49H184V52H187ZM200 50H201V49H200ZM204 50L207 52V49H206V48H205ZM204 50H203V51H204ZM210 50H211V49H210ZM210 50H209V51H210ZM111 51H110V53H111ZM116 51H117V50H116ZM203 51L201 50L202 54L205 52V51H204V52H203ZM226 51L229 52L228 50H226ZM237 51H238V53H237ZM256 51H257V50L255 49V51H253V52H254L255 54H257ZM101 52H102V51H101ZM101 52H100V53H101ZM107 52H106V53H107ZM114 52H115V51H114ZM114 52H112V53H114ZM180 52H181V56H183V55L185 54V53L182 54V53H183L182 50H181ZM206 52H205L204 56H206ZM211 52H212V50L210 51V53H211ZM213 52H214V50H213ZM213 52H212V53H213ZM257 52H258V51H257ZM260 52H261V51H260ZM262 52H263V51H262ZM210 53H208V54H210ZM258 53H259V52H258ZM102 54H103V53H102ZM179 54H180V53H179ZM199 54H200V53H199ZM235 54H237L238 56L235 55ZM261 54H262V53H261ZM261 54H260V55H261ZM200 55H201V54H200ZM234 55H235V56H234ZM252 55H253V53H252ZM252 55L250 54V55H248V56L245 57V58H249V56L252 58ZM107 56H108V55H105V57H107ZM109 56H110V54H109ZM204 56L202 55L201 57H204ZM211 56H212V55H211ZM213 56H214V55H213ZM226 56H227V55H226ZM236 56H237V58H236ZM239 56H240V57H239ZM253 56H254V55H253ZM255 56H258V58H259V54H258V55H255ZM179 57H180V55H179ZM179 57H177V63H179L180 60H182V61H181L182 63H183V62H187V60L184 58V56H183V58H184L185 60H184V59H180ZM185 57H186V54H185ZM196 57H197V56H196ZM230 57H231V58H230ZM233 57H234L235 59H233ZM204 58H205V57H204ZM255 58H256V57H254V60H256ZM262 58H264V57H262ZM178 59H180V60L178 61ZM197 59H198V57H197ZM212 59H213V58H212ZM225 59H226V57H225ZM227 59H228V58H227ZM232 59L235 60V61H233ZM240 59H238V60H240ZM249 59H250V58H249ZM249 59H247V60H249ZM183 60H184V61H183ZM205 60H206V59H204V62H205ZM208 60H209V59H207V62H208ZM213 60H214V59H213ZM213 60H212V61H213ZM215 60H216V59H215ZM245 60H246V59H245ZM171 61H172V60H171ZM173 61H174V59H173ZM173 61H172V62H173ZM191 61H193V60H191ZM210 61H211V60H210ZM212 61H211V62H212ZM243 61H244V60H243ZM169 62H170V61H169ZM181 62H180V64H177V63H176V59H175L174 65L177 64L176 67H178V66L180 65L178 68L182 67V68H180L181 70L179 69L180 72H181L182 74H183L182 69L184 70V73H186V72H185L186 68H188L189 70H190V68H192V67H190V65H193V63L190 64V65L188 64V66H186V67H185V65H184L185 68H183V66H181V65H182ZM200 62H201V61H200ZM207 62H206V64H207ZM216 62H217V61H216ZM222 62H223V61H222ZM231 62H232V63H231ZM239 62H240V61H239ZM239 62H237L238 65L241 64V62H240V64H239ZM165 63H166V62H165ZM175 63H176V64H175ZM187 63H188V62H187ZM187 63H186V64H187ZM189 63H190V62H189ZM197 63H198V62H197ZM202 63H203V62H202ZM214 63H215V62H214ZM217 63H218V62H217ZM219 63H221V61H220ZM226 63H225V64H226ZM170 64H171V63H170ZM172 64H173V63H172ZM194 64H195V63H194ZM210 64H211V63H210ZM212 64H213V62H212ZM221 64H222V63H221ZM221 64H220L219 66H221ZM225 64H222V66H224ZM243 64H244V63H243ZM243 64H241L242 66H239V68L242 67L243 69H239V68H237L239 71H242V70L246 69V67L244 68V65H243ZM168 65H169V64H168ZM198 65H199V64H198ZM198 65H197V67H198ZM201 65H202V64H201ZM235 65H234V66H235ZM172 66H173V65H172ZM172 66H171V67H172ZM193 66H194V65H193ZM208 66H210V65H208ZM208 66H207V67H208ZM215 66H216V64H215ZM217 66H218V64H217ZM222 66H221V67H222ZM226 66H227V68L229 67L228 65H225V67H226ZM169 67H170V66H169ZM171 67H170V68H171ZM176 67H175V68H176ZM189 67H190V68H189ZM202 67H203V68H202V69H203V73L201 72V74H203V75H204L205 73H208L209 70H210V71L214 70L213 68L209 67V70H208L207 68H205V69H207V71L205 72L204 67H206V65L204 64V66H202ZM212 67H213V66H212ZM232 67H233V66H230V68H232ZM236 67H238V66L236 65ZM236 67H233V68H236ZM170 68H168V69H170ZM173 68H174V67H173ZM178 68H177L176 70L179 72ZM199 68H200V67H199ZM218 68H219V67H218ZM218 68H217V69H218ZM227 68H225V69L227 70ZM230 68H229V69H230ZM233 68H232V69H233ZM193 69H195V68H193ZM202 69H201V71H202ZM215 69H216V67H215ZM222 69H224V67H222ZM171 70H172V68H171ZM171 70H170V71H171ZM191 70H192V69H191ZM191 70H190V71H191ZM198 70H199V69H198ZM233 70H234V69H233ZM246 70H247V69H246ZM248 70H249V71H253V70H250L249 68H248ZM170 71H169V72H170ZM174 71H175V70H174ZM177 71H176V72H177ZM214 71H215V70H214ZM222 71H223V70H222ZM222 71L220 70V71H217V72H219V73H220V72L223 73ZM227 71H228V70H227ZM235 71L237 72V70H235ZM244 71H245V70H244ZM167 72H168V71H167ZM171 72H172V71H171ZM171 72H170V73H171ZM180 72L178 73V75H176V77L178 76L177 78H179L180 75H182ZM187 72H188V73H187L188 75H189V73H191V72H189V71H187ZM199 72H200V71H199ZM204 72H205V73H204ZM212 72H213V71H212ZM212 72H210V73H212ZM257 72H258V71L254 72L256 76L258 75ZM192 73H193V72H192ZM210 73H209L208 76H203V77H207L206 79L208 80V78H210V77H209V76H210ZM219 73H218L219 77L217 76L218 79H219L221 76H223L221 73H220V74H221V76H220ZM234 73H235V72H234ZM242 73H244V72L242 71ZM251 73H252V72H251ZM251 73H248V71H247V73H246V71H245L244 74H245V75H248V74H251ZM254 73H252V74H254ZM165 74H166V73H165ZM173 74H176V73H173ZM173 74H171V76H172ZM179 74H180V75H179ZM214 74H215V73L213 72V75L211 74V76H214ZM226 74H227V73H226ZM226 74H224V76H225ZM236 74H238V72H237ZM239 74H240V72H239ZM185 75H186V74L182 75V80H183V78H184L183 76H185ZM188 75H186V76H187L186 80H183V81H182L181 78H180V79H178L177 82H179V80L182 81L183 83H184V82H188V80H189ZM192 75H193V74H192ZM194 75H195V74H194ZM194 75H193V76H194ZM205 75H206V74H205ZM216 75H217V73H216ZM216 75L214 76L215 79L217 78ZM228 75H229V74H228ZM228 75H227V76H228ZM245 75H244V76H245ZM255 75H253V76H252V75H250V76L248 75V76H245V77L243 76V78H242L243 80H242V79L240 78V77H242L241 74H240V77H239L240 79H239V78H237L236 80L233 79V78H232V79H233V81H234V80H235V81H237V80L241 81V80H242V81H241L242 84L238 81V82L241 84V86H245V87H247L248 89H253V90H255V91H252L253 93H251V95H252V97H253L254 92H255V96L257 95V94H256V89H255V88H257L258 91H259V88H260V92H261V88H262V89L264 88V87H263V86H264V82H263L264 80H261L262 82H260V81H259L260 79H259V80L256 79V76H255ZM196 76H198V77H202V76H199V74L196 75ZM196 76L193 77V78L195 79V80H193V79H191L192 77L189 75V77H191V78H190L191 80H189L190 82H188V84L190 85L191 88H192L191 85H193V84H192L193 81L195 82L196 79H197V81H198V78H195ZM237 76H239V75H237ZM258 76H260V74H259ZM155 77H156V75H155ZM174 77H175V76H174ZM176 77H175V78H176ZM203 77H202V79H203ZM262 77H264V75H263V76H260V78H262ZM169 78H172V77H169ZM175 78H173V79H175ZM214 78L212 77L211 79L208 80V82L211 81L210 83H211L212 86H211V85H209V86H210V87H213V85H214V88H215V86H216L215 84H218V83L221 81V79H220V81H219V80L217 81V79H216V80L214 81V84H212ZM221 78H222V77H221ZM258 78H259V77H258ZM184 79H185V78H184ZM187 79H188V80H187ZM212 79H213V80H212ZM224 79H225V78H224ZM230 79H231V78H230ZM232 79H231V81H232ZM176 80H177V79H176ZM176 80H174V81H176ZM192 80H193V81H192ZM199 80H200V78H199ZM158 81H159V80H158ZM161 81H162V80H161ZM161 81H160V82H161ZM203 81H204V79H203ZM203 81H202V82H201V81H198V82H200V84H201V83H204ZM224 81H225V80H223V82H224ZM227 81L229 82V80H227ZM227 81H225V83H226ZM243 81H244V82H243ZM258 81H259V82H258ZM182 82H180V84H181ZM191 82H192V83H191ZM208 82H206V84H208ZM228 82H227V83H228ZM183 83H182V84H183ZM221 83H222V82H220V84H221ZM230 83H231V82H230ZM233 83H234V82H233ZM233 83H231V84H233ZM239 83H238V84H239ZM244 83H245V85H244ZM262 83H263V84H262ZM178 84H179V83H178ZM185 84H187V83H185ZM188 84H187V86H188ZM194 84H195V83H194ZM220 84H219V86H222V85H220ZM222 84H223V83H222ZM234 84H237V83H234ZM259 84H260V85L262 84V85H261L262 87H260ZM224 85H228V84H224ZM224 85H223L222 87H226V86H224ZM255 85H256V86H259V87H254ZM183 86H184V84H183ZM187 86H186V87H187ZM201 86H202V85H201ZM201 86H199V87H201ZM217 86H218V85H217ZM232 86H233V85H231V87H232ZM188 87H189V86H188ZM203 87H204V86H203ZM203 87H202V88H203ZM205 87H206V86H205ZM205 87H204V88H205ZM207 87H208V86H207ZM207 87H206V90L211 89L210 87L207 89ZM227 87H228V86H227ZM235 87H236V86H235ZM235 87H233V88H235ZM245 87H242L243 89H242L241 87H239L240 90H238L237 92H234L235 89L232 90V88H231L230 91H232L233 93L230 92V91H229V92L232 93L231 95L234 94V97H235L234 102H236V100H238V102H236V103H241V102H242L241 105H244L243 102L248 103L247 105H248V107H250L251 109H254V108H255V107L253 108V105H255V106L257 105V107L260 108V105H259V104H256V102H257L256 100H257V99H261V100H262L261 96L263 97V93H264V92H263L262 94H259V95H261V96L259 97V95H258V96L256 97V100H254L255 97H253L254 99H253V98H250L249 95H248L247 93H245V92H249V91H251V90H248V91H247V90H244ZM250 87H253V88H250ZM191 88H190V90H191ZM204 88H203V89H204ZM214 88H213V90H214ZM229 88H230V84H229ZM239 88H238V89H239ZM247 88H246V89H247ZM188 89H189V88H188ZM192 89H194V86H193ZM199 89H200V88H199ZM216 89L219 90L220 87H219V89H218V88H216ZM216 89H215V90H216ZM221 89H222V88H221ZM226 89H227V88H226ZM236 89H237V88H236ZM204 90H205V89H204ZM215 90H214V91H215ZM222 90H223V89H222ZM224 90H225V89H224ZM227 90H228V89H227ZM227 90H226V91H227ZM263 90H264V89H263ZM200 91H201V90H199V92H200ZM211 91H212V90H211ZM226 91H223V92H226ZM241 91H242V92H241ZM110 92H111V91H110ZM201 92H202V91H201ZM203 92H204V91H203ZM206 92H207V91H206ZM209 92H210V91H209ZM223 92L220 91V93H223ZM229 92H228V93H229ZM238 92H239V93H238ZM213 93H215V92H213ZM230 93H229V94H230ZM112 94H113V93L111 92V96H112ZM196 94H198V92H197ZM202 94H203V93H202ZM202 94H201V95H202ZM207 94H208V92L206 93V95H207ZM209 94H210V93H209ZM215 94H216V93H215ZM223 94H224V93H223ZM246 94H247L248 96H247ZM204 95H205V93H204ZM218 95H219V94H218ZM199 96H200V94H199ZM212 96H214V95L212 94ZM221 96H222V94H221ZM227 96H230V95L227 94ZM227 96H226V97H227ZM109 97H110V96H109ZM114 97H115V96H114ZM197 97H198V96H197ZM200 97H201V96H200ZM209 97L212 98L211 95H210ZM218 97H220V95H219ZM222 97H223V96H222ZM224 97H225V95H224ZM231 97H232V96H231ZM234 97H232V98H234ZM248 97H249L250 99H249ZM213 98H215V96H214ZM213 98H212V100L210 99V101H209V98H208L209 103L212 102V103H211V104H212L211 106H213V103L216 102V101H215L216 98L214 99V102H213ZM228 98H229V97H228ZM228 98H224V99L221 98V99H219V100H223V101H225L226 99L228 100ZM232 98L230 99L231 102L233 101ZM112 99H113V98H112ZM251 99H253L254 102H253V100H251ZM219 100H218V98H217V103H214L215 107L218 106V105L220 104V103H219ZM249 100H251V102H252V105L250 104L251 106L249 105V103H250ZM111 101H112V100H111ZM208 101H207V102H208ZM255 101H256V102H255ZM263 101H264V100H263ZM207 102H206V103H207ZM258 102H259V100H258ZM258 102H257V103H258ZM201 103H202V102H201ZM203 103H204V102H203ZM206 103H205V104H206ZM209 103H207V105H208ZM225 103L227 104V103H230V102H225ZM225 103L223 102V105H224ZM232 103H233V102H232ZM259 103L261 104V101H260ZM263 104H264V102H263ZM263 104H261L262 107H263ZM201 105H202V104H201ZM220 105H222V102H221ZM233 105H234V103H233ZM236 105H237V104H236ZM239 105H240V104L237 105L238 108L241 107V106L239 107ZM258 105H259V106H258ZM202 106H203V105H202ZM226 106H227V105H226ZM226 106L224 105L225 108H226ZM230 106H231V105H230ZM245 106H246V105H244V106H242V107L245 108ZM215 107L213 106V109H214ZM218 107H219V106H218ZM228 107H229V106H228ZM228 107H227V109H228ZM234 107H235V105H234ZM237 107H236V108H237ZM225 108H224V109H225ZM232 108H233V107H232ZM232 108H230V110H231ZM243 108H241V109H243ZM258 108H257V109H258ZM213 109H212V110H213ZM216 109H217V108H215V110H216ZM222 109H223V108H222ZM246 109H249V108L246 107ZM263 109H264V108H263ZM217 110H218V111H217L218 113L221 111V109H220V111H219V109H217ZM239 110H240V109H239ZM255 110H256V109H254V111H255ZM258 110H259V109H258ZM199 111H200V110H199ZM224 111H225V110L222 111V115H223ZM231 111H232V110H231ZM242 111H244V110H242ZM246 111H247V110H246ZM246 111H245V112H246ZM254 111H252V112H254ZM256 111H257V110H256ZM256 111H255V112H256ZM200 112H201V111H200ZM213 112H215V111H213ZM217 112H216V113H217ZM229 112H230L229 110H228V112H227V110L225 111L226 118H225V116L223 115L224 119L229 118V117H227V115L229 116V114H228ZM247 112H248V111H247ZM250 112H251V110H250ZM255 112H254V113H255ZM258 112H260V111H258ZM233 113H234V112H233ZM233 113H232V114H233ZM260 113H261V112H260ZM260 113H258L257 116H259ZM198 114H200V113H198ZM230 114H231V113H230ZM255 114H256V113H255ZM262 114H263V113H262ZM219 115L221 116V112H220ZM239 115H240V114H239ZM239 115H238V119L240 118ZM241 115H242V114H241ZM249 115H251V114H250V113H249V114L246 113V116L250 117ZM196 116H197V114H196ZM200 116H202V115H199V117H200ZM231 116H232V115H231ZM234 116H235V115H234ZM236 116H237V115H236ZM236 116H235V117H236ZM243 116H245V114H244ZM243 116H241V117H243ZM246 116H245V117H246ZM252 116H253V114H252ZM260 116H261V115H260ZM194 117H195V116H194ZM199 117H198V118H199ZM248 117H247V118H248ZM262 117H263V116H261V118H262ZM92 118H93V117H92ZM98 118H99V117H98ZM102 118H104V117L102 116ZM102 118L100 119L101 121H102ZM105 118H106V117H105ZM105 118H104V119H105ZM163 118H164V117H163ZM195 118H196V117H195ZM201 118H203V117H201ZM205 118H207V117H205ZM232 118H233V116H232ZM251 118H252V117H251ZM251 118H248V120H249V119L251 120ZM256 118L259 119V117H256ZM156 119L158 120V118H156ZM156 119H155V120H156ZM229 119H231V118H229ZM229 119H228V121H229ZM241 119H242V118H241ZM241 119H239V121H240ZM245 119H246V118H245ZM263 119H264V118H263ZM92 120H94V119H92ZM96 120H97V119H96ZM105 120H106V119H105ZM105 120H103V121L105 122ZM160 120H161V119H160ZM162 120H163V119H162ZM162 120H161V121H162ZM200 120L203 121L204 119H200ZM205 120H207V119H205ZM205 120H204V121H205ZM235 120H237V119L235 118ZM261 120H262V119H261ZM261 120H260V121H261ZM101 121H100V123H101ZM107 121H109L108 118H107ZM214 121H215V120H214ZM224 121H225V120H224ZM232 121H233V119H232ZM232 121L229 122L228 124L232 123ZM237 122H238V121H237ZM102 123H103V122H102ZM102 123H101V125H102ZM107 123H109V122H106V124H107ZM154 123H155V122H153V124H154ZM158 123L160 124V121H159ZM203 123H204V122H203ZM215 123H217V122H215ZM215 123H214V124H215ZM223 123H224V122H223ZM233 123H236V122L233 121ZM233 123H232V124H233ZM253 123H254V122H253ZM257 123H258V122H256V124H257ZM91 124H92V122H91ZM103 124H105V123H103ZM156 124H157V121H156ZM156 124H154V125H156ZM217 124H218V123H217ZM225 124H227V122H226ZM225 124H224V125H225ZM232 124H231V126H232ZM157 125H158V124H157ZM157 125H156L155 127H157ZM218 125H219V124H218ZM139 126H140V125H139ZM158 126H159V125H158ZM212 126H213V125H212ZM212 126H211V128H213ZM235 126H236V125H235ZM235 126H234V124H233V127H235ZM137 127H138V126H137ZM161 127H162V124H161ZM180 127H182V126L180 125ZM236 127H237V126H236ZM236 127H235V128H236ZM164 128L167 129L166 126H165ZM164 128L162 127V129H161V128H159V129H161L162 132H164V133H166V131H167V133H168V130H165ZM178 128H179V127H178ZM182 128H183V127H182ZM222 128H223V126H222ZM222 128H221V129H222ZM224 128H225V126H224ZM224 128H223V129H224ZM238 128H241V127H238ZM238 128H236V129H238ZM163 129H164L165 131H164ZM176 129H177V128H176ZM206 129H209V131L211 132V135H212V133H213V134H216V133H217V132H215V130H213V129L210 130V127H209V128H208V127H207V128L205 127V129L202 130L201 132H203V131L205 132ZM236 129H232L233 132H234ZM257 129H258V128H257ZM257 129H256V127H255V130H256V131H257ZM200 130H201V129H200ZM229 130H230V128L228 129V131H229ZM251 130H252V128H251L250 130H248V131H251ZM150 131H151V130H150ZM157 131L159 132V130H157ZM157 131H156L155 133H153V135H154V134L157 135ZM176 131H179V130L177 129ZM207 131H208V130H207ZM212 131H213V132H212ZM220 131H222V130H220ZM248 131H246V133H249V135H250V136H249V139H252L251 137H253V136H251V134H252L253 132H255V131H253L252 133H251V132H248ZM174 132H175V131H174ZM180 132H181V131H180ZM204 132H203V133H204ZM233 132H232V134H231L229 137H232ZM237 132H240V131L237 130ZM241 132H242V130H241ZM241 132H240V133H241ZM164 133H163V134H164ZM167 133H166L165 135H167ZM178 133H179V132H178ZM205 133H206V132H205ZM205 133H204V134H205ZM218 133H219V132H218ZM218 133H217V135H219ZM220 133H221V132H220ZM234 133L236 134V132H234ZM240 133H237V134H236L237 137H238V134H240ZM257 133H258V131H257ZM260 133H262V132H259V134H258V135H259L258 139L260 138ZM158 134H159V133H158ZM160 134H161V132H160ZM176 134H177V132H176ZM192 134H193V133H192ZM209 134H210V133H208V135L205 134V135L207 136V138H205V140L208 139V137L211 136V135L209 136ZM235 134H234V135H235ZM244 134H245V133H244ZM244 134H243V136H245ZM253 134H254V133H253ZM253 134H252V135H253ZM262 134H263V133H262ZM174 135H175V133H174ZM179 135H180V134H179ZM196 135H197V134H196ZM205 135H204V137H205ZM217 135H216V136H217ZM225 135H226V134H225ZM197 136H198V135H197ZM200 136L203 137V136H202V133H201ZM214 136H215V135H214ZM214 136H213V138H211V139H214ZM219 136H220V135H219ZM241 136H242V135L240 134L239 138H240ZM243 136H242V137H243ZM14 137H15V136H14ZM177 137H178V135H177ZM192 137L194 138V135H193ZM192 137H191V138H192ZM195 137H196V136H195ZM224 137H225V136H224ZM229 137H228V138H229ZM235 137H236V136H235ZM235 137L233 136V138H235ZM237 137H236V138H237ZM242 137H241V138H242ZM247 137H248V135H247ZM247 137H246V138L243 137V138L248 139ZM255 137L257 138V135L254 134L253 140H254ZM261 137H262V135H261ZM263 137H264V134H263ZM263 137H262V138H263ZM16 138H17V137H16ZM180 138H181V137H180ZM180 138H178V139H180ZM197 138H198V137H197ZM215 138H216V137H215ZM217 138H218V137H217ZM220 138H221V136H220ZM222 138H223V135H222ZM243 138H242V139H243ZM256 138H255V140L257 141ZM182 139H183V138H182ZM199 139H200V138H198L197 141H199ZM201 139H202V138H201ZM201 139H200V141H201ZM223 139H225V138H223ZM237 139H238V138H237ZM249 139H248L247 141H251V140H249ZM203 140H204V138H203ZM209 140H210V139H209ZM220 140H221V139H220ZM229 140H230V138H229ZM229 140H228V141H229ZM238 140L242 141L241 139H238ZM253 140H252V142H253ZM262 140L264 141V138H263ZM262 140H261V138L259 139V141L263 142ZM188 141H189V140H188ZM190 141H191V140H190ZM232 141H236V140L232 139ZM243 141H244V140H243ZM243 141H242V142H243ZM83 142H84V141H83ZM183 142H184V141H183ZM191 142H192V141H191ZM193 142H194V140H193ZM201 142H202V141H201ZM204 142H206V141H204ZM210 142H211V141H207L206 143L209 145ZM221 142H222V140H221ZM229 142H230V141H229ZM252 142H251V143H252ZM261 142H258L259 145H260ZM181 143H182V141H181ZM195 143H196V145L200 144V143L197 144V142H195ZM195 143H194V144H195ZM202 143H203V142H202ZM202 143H201V144H202ZM249 143H250V142H249ZM249 143H248V144H249ZM253 143H254V142H253ZM253 143H252V144H253ZM256 143H257V142H256ZM263 143H264V142H263ZM263 143H262V144H263ZM159 144H161V143H159ZM159 144H158V146L160 147ZM189 144H190V143H189ZM215 144H216V143H215ZM221 144H222V143H221ZM221 144H220V145H221ZM233 144H234V143H233ZM236 144H237V143H236ZM246 144H247V143H246ZM252 144H251V145H252ZM161 145H162V144H161ZM184 145H185V144H184ZM186 145H187V144H186ZM204 145H205V143H204ZM204 145H203V146H204ZM212 145H213V146H216V145H214V144H210V146H212ZM224 145H225V144H224ZM230 145H232V144H230ZM243 145H244V144L239 145V147H241V146H243ZM257 145H258V144H257ZM158 146H157V147H158ZM180 146H181V145H180ZM180 146H179V148L181 149ZM182 146H183V145H182ZM198 146H199V145H198ZM198 146L195 147V148H198ZM210 146H209V149H208V150H210ZM213 146H212V147H213ZM221 146H222V145H221ZM221 146H220V147H221ZM237 146H238V145H237ZM252 146H253V145H252ZM177 147H178V146H176V149H177ZM228 147H229V146H228ZM232 147H233V146H231L230 148H232ZM245 147H246V145H245ZM248 147H249V145H248L246 148H248ZM250 147H251V146H250ZM260 147H262V146H260ZM179 148H178V149H179ZM182 148H183V147H182ZM185 148H186V147H185ZM185 148H184V149H185ZM190 148H191V147H189V149H190ZM192 148H193V147H192ZM199 148H200V147H199ZM202 148H203V147H202ZM206 148H208L207 145H206ZM213 148H214V147H213ZM213 148H211V149H213ZM217 148H219V146H218ZM217 148H216V149H217ZM223 148H224V146H223ZM223 148H222V149H223ZM234 148L236 149L237 147L235 146ZM251 148H252V147H251ZM251 148H249V149H251ZM253 148H254V146H253ZM258 148H259V147H258ZM258 148H256V149H258ZM180 149L178 150V152L180 151ZM186 149H187V148H186ZM203 149H204V148H203ZM214 149H215V148H214ZM228 149H229V148H228ZM238 149H239V148H238ZM182 150H183V149H181V151H182ZM190 150H192V149H190ZM190 150H189V151H190ZM208 150H207V151H208ZM229 150L232 151L233 149H229ZM240 150H241V149H239V151H240ZM243 150H244V146H243ZM245 150H246V149H245ZM184 151H185V150H184ZM184 151H183V153H184ZM192 151H194V148H193ZM213 151H214V150H213ZM220 151H222V150L220 149ZM223 151H225V150H223ZM226 151H227V150H226ZM174 152H175V150H174ZM190 152H191V151H190ZM190 152H189V153H190ZM194 152H195V151H194ZM194 152H193V153H194ZM240 152H241V151H240ZM243 152H244V151H243ZM63 153L65 154L64 151H63ZM175 153H176V152H175ZM183 153H182V154H183ZM185 153H187V151H186ZM185 153H184V154H185ZM193 153H192V154H193ZM220 153H221V152H220ZM222 153H224V152H222ZM231 153H232V152H231ZM234 153H236V155H238V154H237V151H236V152L234 151ZM238 153H239V152H238ZM241 153H242V152H241ZM177 154H178V153H177ZM179 154H180V153H179ZM232 154H233V153H232ZM242 154H243V153H242ZM119 155H120V154H119ZM124 155L127 156V154H124ZM174 155H176V154H174ZM186 155H187V154H186ZM189 155H190V154H189ZM221 155H222V154H221ZM233 155H235V154H233ZM239 155H240V154H239ZM179 156H180V155H179ZM182 156H183V155H182ZM222 156H223V155H222ZM121 157H123V156H121ZM177 157H178V156H177ZM191 157L194 158V157H196V155H195V156H191ZM237 157H238V156H237ZM237 157H236V158H237ZM239 157H240V156H239ZM239 157H238V159L241 158V157H240V158H239ZM119 158H120V157H119ZM180 158H181V157H180ZM187 158H188V157H187ZM100 159L103 160V158H100ZM123 159H125V158H123ZM175 159H176V158H175ZM182 159H183V157H182ZM182 159H180V160H182ZM190 159H191V158H190ZM197 159H199L198 156H197ZM197 159L195 158V160H197ZM244 159H245V158H244ZM116 160H117V158H116ZM177 160H178V159H177ZM195 160H194V162H195ZM199 160H201V159H199ZM199 160H198V162H200ZM202 160H203V159H202ZM240 160H241V159H240ZM242 160H243V158H242ZM98 161H99V160H98ZM98 161H97V162H98ZM183 161H184V159H183ZM203 161H204V160H203ZM243 161H244V160H243ZM101 162H103V161H101ZM104 162H105V161H104ZM186 162H188V161L185 159V161H184L183 163L186 164ZM201 162H202V161H201ZM212 162H213V161H212ZM214 162H215V161H214ZM234 162H235V160H234ZM237 162H239V161L236 159V163H237ZM240 162H241V161H240ZM245 162H247V160H246ZM105 163H106V162H105ZM189 163H191V161H189ZM192 163H193V161H192ZM196 163H197V162H196ZM202 163H203V162H202ZM202 163H201V164H202ZM204 163H205V162H204ZM207 163H208V162H207ZM210 163H211V162H210ZM210 163H209V165H210ZM236 163H235V165H236ZM241 163H242V162H241ZM243 163H244V162H243ZM243 163H242V165H244ZM252 163H253V162L250 163V161H249V165L252 164ZM254 163H255V162H254ZM254 163H253V164H254ZM256 163H257V162H256ZM181 164H182V163H181ZM187 164H188V163H187ZM205 164H206V163H205ZM205 164H204V166H205ZM261 164H262V163H261ZM261 164H260V165H261ZM98 165H100V164L98 163ZM211 165H213V163H212ZM258 165H259V164L257 163V167H258ZM260 165H259V166H260ZM102 166H103V165H102V163H101V167H102ZM204 166H202V167H204ZM206 166H207V165H206ZM214 166H215V163H214ZM239 166H240V165H239ZM239 166H238V167H239ZM251 166L253 167V165H251ZM33 167H34V166H33ZM79 167H80V166H79ZM105 167H106V166H105ZM210 167H211V166H210ZM210 167H209V168H210ZM215 167H216V166H215ZM242 167H243V166H242ZM244 167H246V165H245ZM254 167H256V166H254ZM207 168H208V167H207ZM247 168H250V167L247 166ZM210 169H211V168H210ZM214 169H215V168H214ZM214 169H213V170H214ZM211 170H212V169H211ZM191 171H192V169L190 170V173H191ZM35 172H36V169H35ZM192 172H193V171H192ZM208 173H209V172H208ZM215 173H216V172H215ZM206 174H207V173H206ZM209 174H210V173H209ZM211 175H212V174H211ZM213 175H214V174H213ZM213 175H212V176H213ZM215 175H216V174H215ZM206 177H207V175H206ZM214 177H215V176H214ZM214 177H213V178H214ZM201 178H202V177H201ZM209 178H210V177H209ZM209 178H208V180H209ZM206 179H207V178H206ZM206 179H205V183H208V182H209V183H212V181L210 182V180H212L211 178H210V180H209L208 182H206ZM195 180H196V179H195ZM195 180H194V181H195ZM214 180H215V179H214ZM190 181H191V180H190ZM141 182H142V181H141ZM141 182H140L138 185H136L137 188L140 187V189H142V187H141V186H142V183H141ZM196 182H198V180H197ZM202 182H204V180H202ZM145 183H146V182H145ZM147 183H148V186H147V189H146V190H147V191H149V189L152 190V189H153V188H152L153 185L149 187L150 183H149V182H147ZM209 183H208V184H209ZM213 183H214V182H213ZM213 183H212V184H213ZM208 184H206V186H207ZM139 185H140V186H139ZM204 185H205V184H204ZM209 185H210V184H209ZM209 185H208V187H209ZM143 186H144V188H145V187H146V184L143 183ZM114 187H115V186H114ZM119 187H120V186H119ZM204 187H205V186H204ZM208 187H206V188H208ZM211 187H212V186H211ZM211 187H210V188H211ZM117 188H118V184H117ZM133 188H134V187H133ZM135 188H136V187H135ZM135 188H134V189H135ZM137 188H136V189H137ZM144 188H143V189H144ZM148 188H149V189H148ZM206 188H205V189H206ZM210 188H209V189H210ZM140 189H137V190L140 191ZM209 189H208V191H209ZM119 190H120V189H119ZM146 190L144 189L143 191H146ZM132 191H133V190H132ZM134 191H135V190H134ZM139 191H138V192H139ZM147 191H146V192H147ZM203 191H207V190H203ZM232 191H233V190H232ZM237 191H238V190H237ZM116 192H117V190H116ZM121 192H122V191H121ZM141 192H142V190H141ZM141 192H140V194H141ZM218 192H219V191H218ZM234 192H236V191L234 190ZM234 192H232V194H234ZM238 192H239V194H241L240 191H238ZM135 193H136V191H135ZM135 193H133L135 199H134V197H129V198H125V197H124L123 199H125L126 201H120V202H118L119 204H121L122 208H120L121 206L117 208V206H119V205H115V206H113V207H115V208H114L115 210L113 209L112 211L115 212V211H116V208H117V211H116L115 213H117V212H121V213H123L124 215H122V216H124V218L126 217V219H128V220H126V221H130L131 219H132V220H135L136 218L138 219V216H142L144 219H143L142 217H139L138 221L135 220L136 222H140V223H141V222H143L145 219H146V220L148 219L146 216L148 215V213H149L150 211H149V210H147L148 212L144 211V209L141 207V206H142V205H141L140 207L143 209V211H144L147 215H146L145 213L143 214V212L141 211L142 209L139 210L140 212H138V211L136 210L137 213H138V215H136V212L134 211V208L132 209V207H134V206H132L131 204H134V200H135V202L137 203V205H139V203H140L141 201H144V200H143V199L141 200V198H142L143 196L140 197V195H139L138 193H137L138 195L136 194V196H135ZM151 193H152V192H151ZM222 193H223V192H222ZM236 193H237V192H236ZM236 193H235V194H236ZM117 194H118V193H117ZM142 194H143L144 196L146 195L144 192H142ZM147 194H148V193H147ZM217 194H218V193H217ZM217 194H216V195H217ZM224 194H226V193H224ZM224 194H223V196H222V195H220V193H219V196H221V199H222V197L225 196ZM229 194L231 195V193H229ZM114 195H115V193H114ZM133 195H132V193H131V195H129V196H133ZM149 195H150V193H149ZM237 195H238V194H237ZM253 195H254V194H253ZM256 195H257V194H256ZM108 196H109V195H108ZM118 196L121 197L120 195H118ZM118 196L115 197V199L118 200V199H119ZM138 196L140 197V199L138 198ZM217 196H218V195H217ZM219 196H218V197H219ZM227 196H228V194L226 195V197H227ZM233 196H234V195L231 196V199H232ZM228 197L230 198V196H228ZM238 197H239V195H238ZM238 197H237V198H238ZM241 197H242V196H241ZM253 197H254V196H253ZM257 197H258V196H257ZM257 197H256V198H257ZM110 198H112V197H110ZM131 198H133V199H131ZM136 198H138L137 200H138V201L140 200V201L138 202V201L136 200ZM210 198H211V197H210ZM219 198H220V197H219ZM233 198H234V197H233ZM237 198H236V196H235V199H237ZM242 198H243V197H242ZM247 198L249 199L248 196H247ZM250 198H252V195H251ZM123 199H122V200H123ZM144 199H145V198H144ZM172 199H173V198H172ZM225 199H226V198H223L222 200L225 201ZM227 199H228V198H227ZM227 199H226V201L229 200V199H228V200H227ZM248 199H247L246 201H248ZM253 199H255V198H253ZM257 199H258V198H257ZM132 200H133V201H132ZM177 200H178V199H177ZM206 200H207V199H206ZM206 200H205L204 202H207ZM101 201H102V200H101ZM131 201H132V202H131ZM210 201H211V200H210ZM210 201H209V203H210ZM229 201H230V200H229ZM229 201H228V202H229ZM233 201L235 202L236 200H233ZM243 201H245V200L242 199V202H243ZM178 202H179V201H178ZM178 202H177V203H178ZM181 202H183V201H181ZM217 202H218V201H217ZM217 202H216V203H217ZM221 202H222V201H221ZM238 202H239V201H238ZM238 202H235V204L238 203ZM248 202H249V203H248ZM248 202H247L248 204H252V203H253V200L248 201ZM250 202H251V203H250ZM109 203H110V202H109ZM130 203H131V204H130ZM141 203H142V202H141ZM144 203H145V202H144ZM183 203H184V202H183ZM183 203H182V204H183ZM222 203H225V202H222ZM240 203H241V200H240L239 204H240ZM259 203H260V202H259ZM110 204H111V203H110ZM114 204H115V203H114ZM114 204H113V205H114ZM165 204H166V203H165ZM174 204H175V202H174ZM179 204H180V203H179ZM193 204H194V203H193ZM203 204L205 205V206H204L205 208H206V206L208 207V204H207V203H206V204L203 203ZM218 204H219V203H218ZM218 204H217V205H218ZM228 204H229V203H228ZM228 204H227V205H228ZM231 204H233V203H231ZM243 204H244V202H243ZM243 204H242V205H243ZM253 204H254V203H253ZM257 204H258V203H257ZM104 205H105V204H104ZM134 205H135V204H134ZM144 205H145V204H144ZM190 205H191V204H190ZM194 205H195V204H194ZM196 205H197V204H196ZM199 205H201V203H200V204L198 203V205L196 206V209L198 208L197 210H200V211L203 210V211H201V212H205L206 209H203L204 207L202 208V205L200 206L202 209H200V208H199ZM210 205H212V201H211V204H210ZM219 205H220V204H219ZM259 205H260V204H259ZM107 206H108V204H107ZM214 206H215V203H214ZM214 206L212 205V207H211V208L209 207V208L212 210V208H213ZM224 206H225V205H224ZM229 206H231V205H229ZM234 206H235V205H233V207H234ZM238 206H239V205H238ZM238 206H235L236 209L238 208ZM247 206H248V205H247ZM247 206H246V207H247ZM251 206H252V205H251ZM262 206H263V205H262ZM262 206L260 205V207H262ZM188 207L190 208L191 206H188ZM193 207H194V206H193ZM240 207H242V206H240ZM240 207H239V209H240ZM249 207H250V206H249ZM249 207H248V208H249ZM263 207H264V206H263ZM108 208H110V207H108ZM108 208H106V209H108ZM119 208H120V209H119ZM194 208H195V207H194ZM217 208H218V207H217ZM219 208H220V207H219ZM243 208H244V207H243ZM248 208H247V209H248ZM257 208H258V207H257ZM111 209H112V208H111ZM111 209H110V210H111ZM118 209H119V210H118ZM131 209H132V211H131ZM192 209H193V208H192ZM214 209H216V208H214ZM214 209H213V210H214ZM263 209H264V208H263ZM150 210H152V209H150ZM182 210H183L184 213H185L186 210L181 209V211H182ZM193 210H195V209H193ZM207 210H208V208H207ZM207 210H206V211H207ZM213 210H212V213H213ZM216 210H217V209H216ZM216 210H215V211H216ZM232 210L234 211L235 209H232ZM243 210H244V209H243ZM259 210H260V209H259ZM133 211H134L135 213H134ZM187 211H189V213H192V212H193V211H191L190 209L187 210ZM190 211H191V212H190ZM215 211H214V212H215ZM217 211H218V210H217ZM220 211H221V210H219L218 213H219ZM225 211H226V210H225ZM225 211H224V213H225ZM228 211H229V210H228ZM233 211H232V212H233ZM169 212H170V211H169ZM169 212H167V214H168ZM198 212H199V211H198ZM207 212H209V211H207ZM207 212H206V214H208ZM210 212H211V211H210ZM229 212H231V209H230ZM235 212H236V211H235ZM263 212H264V211H263ZM121 213H119V214H121ZM139 213H142V215L139 214ZM193 213H194V212H193ZM196 213H197V212H196ZM196 213H195V214H196ZM199 213H200V212H199ZM212 213H211V214H212ZM221 213H223V209H222V212H221ZM150 214H151V213H150ZM150 214H149V215H150ZM154 214H155V213H154ZM162 214H164V213H162ZM179 214H180V212H179ZM181 214H182V212H181ZM200 214H201V213H200ZM200 214H199V215L196 214L195 217H197V216L199 217ZM202 214H203V213H202ZM202 214H201V215H202ZM204 214H205V213H204ZM213 214H214V213H213ZM234 214H235V213H234ZM237 214H238V213H237ZM261 214H263V213L261 212ZM114 215L116 216L117 214H114ZM143 215H144V216H143ZM160 215H161V214H160ZM165 215H166V212H165ZM165 215H164V216H165ZM169 215H170V214H169ZM171 215H172V214H171ZM183 215H184V214H183ZM185 215H187V214H185ZM218 215H219V214H218ZM223 215H225V214H223ZM240 215H241V214H240ZM263 215H264V214H263ZM263 215H262V216H263ZM134 216H136L135 219H134V218H130V217H134ZM154 216H155V215H154ZM166 216H167V215H166ZM166 216H165V217H166ZM172 216H173V215H172ZM172 216H171V217H172ZM179 216H180V215H179ZM209 216H210V214H209ZM212 216L214 217L215 214H214V215H211V218H212ZM221 216H222V215H220V218L223 219V217H221ZM243 216H244V215H243ZM245 216H246V215H245ZM148 217H149L150 219H149L147 222L145 221V223H142V224H143L142 226H144V224H145L146 226L149 224L148 227H150V230H151V229H155L156 234H157V233L159 232V229H158L159 226H158V227L155 226V227H156V228H155L154 225H156V223H154V221H153V224H154V225L152 224L153 226H151V225H150V224H151V221H150V220H152L151 218H153V217H151V215L148 216ZM169 217H170V216H168V218H169ZM184 217H185V216H184ZM184 217H181L180 219L182 220V218H184ZM206 217H208V216L206 215ZM206 217H205V218H206ZM215 217H216V216H215ZM225 217H226V216H225ZM240 217H242V216H240ZM140 218H141V219H140ZM161 218H162V217H160V219H161ZM187 218H188V217H186V219H185V220H186V224H187V222H188V219H187ZM189 218H190V216H189ZM209 218H210V217H209ZM227 218H228V216H227ZM263 218H264V217H263ZM117 219H118V218H117ZM121 219H122V218H121ZM142 219H143V221H142ZM177 219H178V220H177ZM202 219H203V218H202ZM139 220H140V221H139ZM153 220H154V219H153ZM166 220H168L169 223H171L170 221L172 220L174 224L171 223L170 225H175V224H176V225H177V226H175V227H177L176 230H177L178 228L180 229L181 226L184 225V224H182L181 222H178V223H179V227H178V223H176V220H177V221H180L179 218H176V220L174 221V218H173V219H171V218L167 219V217H166ZM169 220H170V221H169ZM199 220H200V219H199ZM199 220H198V222H199ZM208 220H209V219H208ZM208 220H207V221H208ZM118 221H119V220H118ZM135 221H133V222H135ZM163 221L165 222V220H163ZM202 221H203V220H202ZM202 221H200L198 225H200L201 227H205V226H207V224H208V223H206L207 221H203V222L206 223V225H205V223H203L204 225L201 224ZM210 221L212 222V221H213V218H212V220H210ZM131 222H132V221H131ZM131 222H130V223H131ZM149 222H150V223H149ZM168 222L166 221V224H169ZM218 222H219V220H218ZM218 222L215 221V223H213V225H212V228H213L214 224H217ZM223 222H224V221H223ZM140 223H134V224L136 225V224H140ZM184 223H185V222H184ZM193 223H194V222H193ZM107 224H108L109 227L111 228V229H110V228L107 227L108 229H110V231H109L107 228H104L105 226L103 227V229H105V230L107 229L106 232L108 231L109 233L106 234V233H105V230H103V229L100 227L101 229H99V231H97V232L100 233V232L103 230V233H105L106 235L103 234V233L101 232V235H103V237H102L101 235H100L101 237H99V236H97V237H98V238H103V240H105V241H106V240H107V241H109V240L113 241V242H111V243H113V244H112V251H111V252H110V251H107V250H109V249L107 248V246H106V248H107V249H106V248H105V245H104V248H105L106 250L103 249L102 247H101V248H102L103 250H105L107 253L109 252V253H111V254H112L113 251H114V253H113L114 255H113V254H112V255H113V257H114V256L117 257L116 260H119V261L117 262L118 264H133V262H135V260L137 259V257L140 258L141 255L143 256L144 254L146 255V253H147V254L149 253V252H145V251H146L145 249H147L148 251L150 250V254H149V255H152V256L155 255V254H157V255H155V256L152 257V258L150 257L151 260L148 259V261H147V259H145L146 261H143L142 258H141V259H142L141 261H140L139 259H137V260H139L140 262H139V261H136L135 264H136V263H137V264H170V263L173 262L172 260H173L174 258H175V259L178 258L179 260H181L180 257H182V256L184 257V254L181 255L182 252H181V254H179V253H180V252H179L180 250L178 251L176 248H177V246H178L180 243L184 244V242H183L184 239H185V236H184V235H185V230H184V228L186 229L188 225H187L186 227H185V225H184V227H182V230H179V233H177L178 230L175 231V229H174L175 227H174V226H173L174 228H172V226L170 227V228L173 229V231H171L170 229L167 228V227L170 226V225H167V227H165V228L168 229V231H171V232H174V231H175L177 234H179V235H178L179 239H180V238L182 239V238L184 237L183 240H181V239L179 240V241H182V242H180V243H179L178 240H177L178 242H176V239H174V238L172 237L173 234H175V235L177 236L176 233H172V235H170V234H171L170 232H169L170 234L168 233V231L166 232L167 229H163L164 227L161 228V229L163 230L162 233L159 232L158 235L154 234V235H156V237L153 236L154 238H157V236L159 237V235H160V236H161V237H159V238H161V239H159L160 241L157 240L158 238H157L156 240H155V239L153 240V237H151V238H152L151 240H153L152 243H151L152 246H153V243H154V244H156V247H157L158 245H157V243H155V242H158V241H159V242H158L159 246H161V248H160L161 250H160L159 248H158V249H159V250H158L155 246H154L155 249L152 247V248L154 249V252H155L156 249H157L156 252L158 251L157 253L155 252L154 254H151V252H152L151 250H153V249H151V245H150V241H151V240L148 241V239L150 238V235H151V234H149L150 232H147V234H146L148 238L144 237V238L146 239V241L148 242V243H147V242L145 241V243H147V244L149 245V247H148V246L145 247V246H144L145 243H144V245H143V243H141V242H143V241L145 240L144 238H143V240L140 239V238H141L140 236H142V235L139 236V239H137V238H138V235L136 236L137 233H136L135 235H131L132 238L129 236V238H131L132 241H133V238H135L136 240H139V242H140V240H141V242H140L141 245L138 244L139 242H136V244H138V245L134 244V245H136V246H139V247H136V249H133V250H134V254H135L136 250H138L137 248H139V250H140L139 253H138V252L136 253V255L139 254V256H136V255H133V253H130V252H131L130 250H129V251H130L129 254L126 253V250L128 251V248H129V244H128V243L131 242V239L129 240L130 242L127 243V244H128V247H127L126 245H124L125 247H127V249H126V248H123V247L121 246V244H120L119 248L121 247V248H120V249H121V250H120L121 252L118 250V246L114 243V242H117V241H116V240H112V239H113L114 237L120 235V234H123V233H121L120 231H119L120 233H117V230L114 229V228L112 227V225L110 226L109 223H107ZM181 224H182V225H181ZM188 224L190 225L191 222L188 223ZM195 224H196V223H195ZM210 224H211V223H210ZM220 224H221V223H220ZM222 224H223V223H222ZM222 224H221V225H222ZM105 225H106V224H105ZM108 225H107V226H108ZM126 225H127V224H126ZM129 225H130V227H131L132 223L129 224ZM135 225H133V226L135 227ZM162 225H163V224H162ZM162 225H161V226H162ZM202 225H203V226H202ZM208 225H209V224H208ZM217 225L219 226V224H217ZM101 226H102V225H101ZM127 226H128V225H127ZM133 226H132L131 228H133ZM142 226H141V229H142ZM164 226H165V225H164ZM191 226H192V225H191ZM194 226H195V225H194ZM215 226H216V225H215ZM130 227L128 228V229H129V232L132 231V229H130ZM137 227L139 228V226H137ZM151 227H152V228H151ZM189 227H190V226H188V228H189ZM201 227H200V228H201ZM209 227H211V226H209ZM96 228H97V227H96ZM124 228H125V227H124ZM135 228H136V227H135ZM188 228H187L186 230H188ZM190 228H191V227H190ZM190 228H189V229H190ZM212 228H210V229L212 230ZM113 229H114L115 232H116L115 234H114V232H113V233L111 232ZM139 229H140V228H139ZM139 229H138V230H139ZM141 229H140V230H141ZM144 229H145V227H144ZM156 229L158 230V232H157ZM197 229H198V228H197ZM203 229H204V228H203ZM205 229H207V228L205 227ZM95 230H97V229H95ZM118 230H119V229H118ZM134 230H135V229H134ZM134 230L132 231L133 233H130V234H134V233L136 232V230H135V232H134ZM146 230H148V229H146ZM190 230H191V229H190ZM194 230H195V228H194ZM207 230H209V229H207ZM122 231H123V230H122ZM144 231H145V230H144ZM144 231H143V232H144ZM155 231L153 230L154 233H155ZM182 231H183V234H184V235H183L182 233H180V232H182ZM197 231H198V235H199L200 232H201V230H200V231L197 230ZM97 232H96V233H97ZM110 232H111V235L114 236L112 239H110V238H109L110 235H108V234H110ZM204 232H205V231H204ZM206 232H207V231H206ZM206 232H205V233H206ZM209 232H211V231H209ZM212 232H213V231H212ZM160 233H161L163 236H164L165 234H169L168 236H169V237L171 236L172 238H171V237H170V239H169V237H168V238H165V239H166V241H165L163 238H164V237H167V235H165V236L162 238V235H161ZM163 233H164V234H163ZM186 233H188V232L186 231ZM190 233H191V232H190ZM116 234H117V235H116ZM125 234H126V233H125ZM152 234H153V233H152ZM207 234H208V233H207ZM211 234H213V233H211ZM226 234H227V232H226ZM104 235H105V236H104ZM107 235H108V236H107ZM115 235H116V236H115ZM123 235H124V234H123ZM148 235H149V236H148ZM175 235H174V236H175ZM181 235H182V237H181ZM187 235H188V234H187ZM193 235H195V233H193ZM200 235H201V236H200ZM200 235L198 236V237H200V238H198L199 240L202 238L203 233H201ZM224 235H225V233H224ZM224 235H223V236H224ZM106 236L109 238V240L107 239ZM120 236H121V235H120ZM125 236H126V238H127V235H124V237H125ZM133 236H134V237H133ZM135 236H136V237H135ZM190 236H191V235H190ZM195 236H196V235H195ZM204 236H205V235H204ZM204 236H203V237H204ZM223 236H221V237H223ZM225 236H226V235H225ZM229 236H230V235H229ZM104 237H106V238L104 239ZM110 237H112V236H110ZM142 237H143V236H142ZM188 237H189V236H188ZM196 237H197V236H196ZM211 237H214V236H211ZM227 237H228V236H227ZM117 238H118V237H117ZM117 238H114V239H117ZM175 238H176V237H175ZM186 238H187V236H186ZM204 238H206V236H205ZM207 238H208V237H207ZM214 238L217 239L216 236H215ZM135 239H134V240H135ZM167 239H168L170 242H171V239L173 240L172 242H174V241L176 242V245L174 244L175 242L173 243V244L176 246L175 248H174V246L172 245V242H171V246H173L172 250L174 249V250L177 251V252H171V253H172L171 255H173L174 253H176V254H174L176 257L173 255V256H172V259L170 258V259H171L170 262H167V261H169L168 257H171V256H167V254L170 255V254H169V253H170V251H169L170 248H168L169 253H168L167 251H165L166 253H164V252L162 251V249H163V250L166 249V248H164V246H163V241H164V243H165V242L168 243ZM188 239H190L191 245L193 244V241H194V243H195L196 241H198L197 238H196L197 240H194L195 238L192 239V237H189ZM202 239H203V238H202ZM219 239H220V238H219ZM222 239H223V238H222ZM226 239H227V238H226ZM228 239H229V238H228ZM228 239H227V240H228ZM206 240H207V239H206ZM208 240H209V238H208ZM224 240H225V238H224ZM81 241H83V240H81ZM105 241H104L103 243H105ZM154 241H155V242H154ZM186 241L189 242V240H187V239H186ZM202 241H203V240H202ZM202 241H201V242H202ZM210 241H211V240H210ZM212 241H213V239H212ZM216 241H217V240H215V243H216L217 245L215 244L214 246L217 247V246H219L218 243H217L219 240H218L217 242H216ZM229 241H230V243H232L231 240H229ZM253 241H254V240H253ZM74 242H75V241H74ZM109 242H110V241H109ZM161 242H162V243H161ZM190 242H189L188 244H190ZM198 242H199V241H198ZM198 242H196L197 245H198ZM201 242H199V243H201ZM205 242H206V241H205ZM220 242H221V243H225L226 241H223V242H222L221 239H220L219 244H220ZM227 242H228V241H227ZM227 242H226V243H227ZM76 243H77V242H76ZM79 243H80V242H79ZM131 243H132V242H131ZM131 243H130V244H131ZM134 243H135V242H134ZM160 243H161V244H160ZM178 243H179V244H178ZM196 243H195V244H196ZM202 243H203V242H202ZM206 243H207V242H206ZM230 243H229V246H231ZM83 244H84V243H83ZM85 244H86V243H85ZM100 244H102V243H100ZM105 244L107 245V243H105ZM114 244H115V245H114ZM147 244H146V245H147ZM169 244H170V243H169ZM182 244L179 245V246H182V247H181V251H184V250L186 249L185 246L187 247L188 244H184V245H185L184 248H183V245H182ZM195 244H194V245H195ZM210 244H211V243H210ZM212 244H213V242H212ZM254 244H255V243H254ZM79 245H81V244H79ZM108 245L110 246V243H108ZM134 245L131 244V246H133V247L135 248ZM165 245H166V244H165ZM167 245H168V244H167ZM197 245H196V246H197ZM207 245H208V244H207ZM207 245H206L205 247H208V246H209V245H208V246H207ZM225 245H226V244H225ZM225 245H224V247H225ZM234 245H235V244H234ZM236 245H237V244H236ZM179 246H178V249H180ZM188 246H189V245H188ZM222 246H223V244H222ZM238 246L240 247V245H238ZM253 246H254V245H253ZM69 247H71V246L69 245ZM69 247H67V248H69ZM74 247H75V245H74ZM81 247H82V246H81ZM88 247H89V246H88ZM167 247H169V246H167ZM191 247H194V246L192 245ZM191 247H189V249H190V251H193V248H191ZM216 247H214V248L217 249V251H215L212 247H210V249H207V248H206V249H207L208 251L213 250V251H215L216 253H217L218 251H221V250L219 249V247H217V248H216ZM242 247H243V246H242ZM250 247H251V246H250ZM71 248H72V247H71ZM89 248H90V247H89ZM122 248L124 249L125 252L122 251V250H123ZM149 248H150V249H149ZM182 248H183V250H182ZM187 248H188V247H187ZM229 248H230V247H229ZM229 248H228V250H229ZM231 248H233V247L231 246ZM231 248H230V250H231ZM69 249H70V248H69ZM73 249H76V248H73ZM77 249H78V247H77ZM80 249H81V248H80ZM110 249H111V247H110ZM191 249H192V250H191ZM218 249H219V250H218ZM225 249H226V248H225ZM234 249H235V248H233L232 250H234ZM248 249H249V248H248ZM99 250H101V249H99ZM131 250H132V249H131ZM172 250H171V251H172ZM174 250H173V251H174ZM195 250H196V249H194V251H195ZM235 250L238 251V249H235ZM241 250H242V249H241ZM251 250H252V249H251ZM82 251H83V250H82ZM86 251H88V250H86ZM97 251H98V250H97ZM105 251H104V256H105V253H106ZM160 251H162L164 254H166V256H164V257L168 259V260L166 259L167 261L164 260V259L162 260L163 257L161 258L160 256H163L164 254L162 255V252H160ZM190 251H188V249L185 250V255H187V253H188V256H187V258H186V256L183 258L184 261H185L186 259H187V260L189 259V255H190V253H191L192 255H194L193 253H195V252L192 253V252H190ZM205 251H206V250H205ZM208 251L206 252V254H209V255H206V256H207L206 258H208V256L211 258V254H212V257H213V259H212L213 264H214V261H215V260H219V259H221V258H218L219 256L217 257V256H215V254H214V256H215L216 258H218V259H216V258L213 256V253H214V252H211V251H210V253H209ZM222 251H224V250L222 249ZM237 251H236V252H237ZM88 252H90V250H89ZM88 252H87V256H86L85 254H84V255L86 256L85 259L89 258V256H90V259H93V260L91 261V262H92L91 264H99L98 260H100V263H101V264H102V263H104V264H109L110 262H112V261L114 260L112 257H110V256H112L111 254H110L109 257L111 258L110 260H112V261H110V262H109V261H105V262H104V260H105L104 258H106V257H103L104 260H103V259L101 260V259L99 258V255L102 254V253H100V252H102V250H101L99 253L97 252L99 255L96 254V257H98V258H97L98 260L96 261V258H91V257L93 256V254H95V253L91 254V253H92V252H91V253H90V254L92 255V256H91ZM94 252H96V251L94 250ZM178 252H179V253H178ZM225 252H226V251H225ZM232 252H233V251H232ZM236 252L234 251V253H236ZM239 252H240V250H239ZM242 252H243V250H242ZM244 252H245V251H244ZM107 253H106V254H107ZM109 253L107 254V256L109 255ZM123 253H125V254L127 255V259L125 258L126 255L123 256ZM177 253H178V254H177ZM183 253H184V252H183ZM247 253H248V252H247ZM88 254H89V256H88ZM130 254H132L133 257H132V255H130ZM140 254H141V255H140ZM159 254H161V255L158 256ZM218 254H219V255H222L223 252H222V253L219 252V253H217L216 255H218ZM229 254H230V253H229ZM245 254H246V252H245ZM82 255H83V254H81V256H79V259L81 260V258H82V259L84 260V262H83V260L80 261L79 259H75L73 256H72V258H73V260L75 259L76 262H79V261H80L79 264H80L81 262H83L82 264H88V263L90 264V261H87L88 263H86V261H85V259H84V255H83V257H82ZM102 255H103V254H102ZM102 255H101V256H102ZM129 255H130V256H129ZM178 255H180V256L177 257ZM226 255H228V253H227ZM232 255H234V254H232ZM237 255H238V254H237ZM239 255H240V254H239ZM101 256H100V257H101ZM128 256H129V259H130V257H131V261L128 260ZM135 256H136V258H134ZM146 256H147V255H146ZM157 256H158V257H157ZM197 256H200V254H199V255L197 254ZM201 256H203V254H202ZM224 256H225V255H224ZM234 256H235V255H234ZM234 256H232V257H234ZM93 257H95V256H93ZM159 257H160V258H159ZM232 257H231V258H232ZM76 258H78V256H77ZM101 258H102V257H101ZM107 258H108V257H107ZM132 258L134 259V261H133ZM146 258H149V257H146ZM158 258H159L160 260H158ZM193 258H197L199 261L196 260V259H193ZM193 258H192V256L190 255V260H188V262H187V260L185 261V263L183 262V260H181V262H183L182 264H186V262L189 263L190 261H191V262L193 261V263H194L195 260H196V261H197V262H195L196 264H197V263H199V264H200V263H202V264H203V263H204V264H208V261H210V258H208V261H207L206 259L204 260L205 257L202 258V259H200L199 257H196V254H195V256H194ZM222 258H223V259H221L222 261H223V260H227V259H226V256H225V259H224V257H222ZM228 258H229V257H228ZM234 258H235V257H234ZM237 258H239V257H237ZM240 258H241V257H240ZM178 259H177V260H178ZM214 259H215V260H214ZM70 260L72 261V259H70ZM70 260H69V261H70ZM179 260H178V261H179ZM200 260H201V262H200ZM221 260H220V262H221ZM93 261H95V262H97V263H95V262H93ZM114 261H115V260H114ZM171 261H172V262H171ZM202 261H203V262H202ZM76 262L72 261V262H70V263L68 262V263H69V264H76ZM108 262H109V263H108ZM138 262H139V263H138ZM181 262H178V263L181 264ZM191 262H190V264H191ZM210 262H211V261H210ZM218 262H219V261H218ZM220 262L217 263V264H220ZM114 263H115V262H114ZM117 263H116V264H117ZM193 263H192V264H193ZM195 263H194V264H195ZM221 263H224V262H221ZM225 263H227V262H225ZM110 264H111V263H110ZM112 264H113V263H112ZM172 264H177V261H176V263H175V261H174ZM210 264H212V263H210Z\"/></svg>",
  "mask_w": 264,
  "mask_h": 264
}]
</instances>
